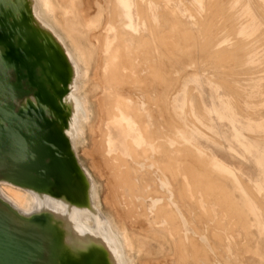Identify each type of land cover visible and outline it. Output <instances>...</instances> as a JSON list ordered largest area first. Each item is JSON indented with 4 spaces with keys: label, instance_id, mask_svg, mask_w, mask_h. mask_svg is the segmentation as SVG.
<instances>
[{
    "label": "rangeland",
    "instance_id": "1",
    "mask_svg": "<svg viewBox=\"0 0 264 264\" xmlns=\"http://www.w3.org/2000/svg\"><path fill=\"white\" fill-rule=\"evenodd\" d=\"M59 3V6H61V7H64L65 9H68L69 11H70V13H69V15H68V17H67V22H68V24L70 25V26H72V27H74V29H75V31H76V33H75V36H74V41H75V47L76 46H79V47H81L83 50H84V53L86 54V56H87V59H86V62H84V61H82V63L80 64L81 65V67H82V70H83V73H85V72H87L86 74H83V78H82V84H81V93H82V95L84 96V98L86 99V102H87V104H88V106H89V111H90V117H88L86 120H84L83 122H82V126H83V132L80 134V136H78V139H77V145H78V147H79V151H78V154H79V156H80V159L82 160V162H83V164H84V166L86 167V168H88V170H90V172L92 173V175H93V177H94V179H95V181H96V184H97V187H98V206L102 209V211L106 214V216L111 220V222H112V224L114 225V227L117 229V231H120V232H123L124 234L123 235H127V236H129V238H131V243H132V245L131 246H127L126 247V253L128 254V256H129V258L131 259V261H132V263L133 264H185V262H184V258H182L181 257V255H179V253L177 252V249H176V247L178 248V244H176L177 242H171V241H169L168 239V233L166 232V231H169L170 229V227H169V224H168V220L166 221V218H163V217H161V218H158V219H156L155 218V216L156 217H158L159 215L157 214V211L156 210H158V209H149V211H148V214L147 213H145V210H146V208H149V206H147V205H150L149 204V202H152V199H154L153 198V196H149V197H147L146 198V195L148 196V194H151V192L154 190V189H152V188H155V190H156V186L158 185V179H160L159 177L160 176H162V174L164 175V179L162 178V179H160V183H162L163 184V186L165 187V188H167L168 190H170L171 191V197H170V204H167L166 205V207H170L172 210H177V211H179V212H177L178 214L177 215H179L180 217H182L185 221H186V224H187V228L189 229V232H190V229L192 230L191 232H190V234H192V236H193V238L196 240H193V241H195V242H193V244H195V243H199V244H195V246L197 247V248H201V250H198V249H195V251H194V254H192V252L190 253V255L192 254V256L193 255H196V254H198L197 255V257H199V259L196 257V256H193V257H195V258H197L196 260L200 263H202V264H210L211 262L214 264V259H216V257H218L219 256V258L220 259H224V258H226L225 259V262H224V260H222L223 261V263H227V262H229L230 261V259H228L227 258V254H228V249H229V251H230V253H232V255L234 256V258H233V262H232V264L234 263V264H236V261L238 262V264H264V240H263V238H264V90L263 91H259L258 92V90L259 89H257L256 88V86L255 85H253V89H254V97L253 98H250V99H246V97H247V95L244 93V89L243 88H241V87H238V86H236L235 85V82H234V80H238V81H241V82H244V84L247 86V83L248 82H256V81H262V84L264 85V66H257V65H255V64H257L256 62H257V60L258 59H264V18H263V14H264V0H231V1H228V0H164L161 4H160V11H161V13H162V11H163V15L161 14V23H158L157 25H156V29H160V27L161 26H163V24H162V19H164V22L167 20V21H169L168 23H167V21H166V24H164L165 26L162 28L161 27V29H163L164 31H166V32H164L163 30H161L162 31V35H163V42H162V52H165V54H159V53H161V50L159 49V48H157V47H155V46H158V45H155L154 46V48H156L157 50H158V52L156 51V49L154 50L153 48H151L150 50H151V52L153 53L154 52V54H157L156 56L155 55H153V56H155V57H153V59L155 58V61H159V60H161V61H159L158 63H160V64H162V67L161 68H163L162 69V71H161V73H160V79H162V80H160V81H158L159 83L161 82L163 85H164V87L161 85V83H160V85L158 86V82L157 83H155V84H157L156 86H157V90H156V92H153V91H155L154 89H152V92H151V89H148L149 88V86H150V83H152L153 81H154V77H152L151 78V74H153L154 75V72H155V70H154V68H152L153 66H152V64H151V66L148 64V65H146V66H144V65H142L143 63H144V60H145V58H143L142 57V54H141V48H138V47H135V44H132V46H131V48L130 49H132L133 50V48L135 49V50H130V49H126L125 51H126V53H129L128 55H133L132 54V52L133 53H135L136 51H138V49H139V51H138V53H137V56L139 57L138 59H137V56L136 55H133V57H135L134 58V62L136 63V65L139 63V62H142V64H138L137 66L139 67V69L140 70H138V68H137V66L135 67V69H137L135 72H137V73H135V74H137V76H138V73H139V71H140V73H141V71L142 70H144L145 68H147V70H146V72H145V77L143 76L142 77V83H141V85L140 84H138L137 85V83H130L129 81H131V80H127L128 82H129V84H127L128 82L126 81V82H123V84H124V86H121V88L119 87V86H117V87H119L120 89L118 90V88L117 87H115L114 85V83H111L110 84V87H106L104 84H102V83H100L99 82V80L97 81V79H99L100 77H97V76H100V74L102 75L103 73L105 74V73H107L108 72V69H109V66H110V62H108L110 59H111V61L113 62H118V60H120L121 61V59L119 58H116V57H114V56H112V47H110L111 45H112V43H116V34L115 33H113L114 31H111L110 32V35H109V42H108V44H107V46H105L104 48L102 47L103 46V42H101V44H100V40H97V39H95L94 41H93V39L91 40L90 38H91V34H96L98 31V33H101V31L102 32H105V28H102L101 26H103V23H104V26H105V20L107 19V16H109V15H111L112 13V8H111V6H113V4L112 3H110L109 1H105V0H103V1H98V2H93L92 3V5L94 4V5H96V7L98 6L99 7V10H100V12L101 13H99V15H97V17L95 18V19H91V21H90V23H87V24H82L80 21H81V9H84V3L82 4V6L79 8V7H75V8H70L71 7V0H57ZM207 1V2H206ZM223 1V2H222ZM229 3H228V2ZM184 2V3H183ZM212 2V3H211ZM213 2H214V4H213ZM220 3V7H223V9H221L220 10V7H219V3ZM255 2H257V4L255 3ZM187 3V4H186ZM207 3H208V5H207ZM218 3V4H217ZM223 5H222V4ZM226 3V4H225ZM228 3V4H227ZM259 3V4H258ZM173 4V5H172ZM177 4V5H176ZM105 5V6H104ZM153 5V8L155 9V10H157V11H159L158 9H157V6L156 5H154V4H152ZM152 5H151V7H152ZM185 5H190V9L187 7V6H185ZM210 5H212V6H210ZM224 5H225V7H227V9H228V14H229V17H228V14H227V9L224 7ZM227 5V6H226ZM254 5H255V7H254ZM197 6V7H196ZM208 6V7H207ZM85 7H86V5H85ZM166 7V8H165ZM168 7V8H167ZM257 7V8H256ZM172 9L171 10V12H172V14L174 15V17L172 16V14H170L171 12H170V9ZM199 8V9H198ZM207 8V9H206ZM210 8V9H209ZM216 8H218V10H219V12H220V14L222 15V12L224 13V15L226 16H224V15H218L219 14V12H218V10H216ZM242 8V9H241ZM263 8V9H262ZM71 9V10H70ZM80 9V10H79ZM166 9H169L168 10V14L166 15L165 13L167 12V10ZM176 10V14L177 15H175V10ZM214 9V10H213ZM258 11H257V10ZM174 10V11H173ZM182 10V11H181ZM194 10V11H193ZM261 10H263V11H261ZM191 11H192V13H191ZM204 11H207V12H204ZM212 11V12H211ZM215 11V14L213 13ZM189 12V13H188ZM201 12V13H200ZM204 12V13H203ZM234 12V13H233ZM195 13V14H194ZM261 13V14H260ZM170 14V15H169ZM196 16V17H194V15ZM206 14H207V16H206ZM217 14V15H216ZM233 14H234V17H233ZM164 15H166V16H164ZM168 15H169V17L171 16V19H173V18H175V20H176V18L177 19H179V22H181L179 25H180V27H179V25L177 24V23H179V22H177L176 24H175V26H176V28H177V31H178V29L180 28V29H182L181 31L179 30V32H174V34L172 33V34H170V30L173 28V26H174V23H175V20H174V23H173V26H171L172 28L171 29H168V30H165V29H167V28H170V25H172V21L173 20H171L170 18H168ZM204 15H205V17H204ZM215 15V16H214ZM106 16V17H105ZM176 16V17H175ZM162 17H164V18H162ZM168 18V19H170V20H168V19H165V18ZM173 17V18H172ZM207 17V18H206ZM209 17H211V18H209ZM219 17H222V18H219ZM227 17H228V20H226L227 19ZM106 18V19H105ZM198 19H200V20H198ZM201 19H202V21H201ZM203 19H204V21H203ZM212 19H214V20H212ZM231 19V20H230ZM249 19V20H248ZM189 20H190V23H189ZM197 20H198V23H201L202 25H200V26H198V23H197ZM225 20H226V22H225ZM229 20L231 21L230 23H232L231 25L229 24ZM105 21V22H104ZM178 21V20H177ZM187 21H188V23H187ZM201 21V22H200ZM235 21V27H233L234 26V24H233V22ZM171 22V23H170ZM183 22V23H182ZM212 22H213V25H210V24H212ZM228 22V23H227ZM238 24H237V23ZM196 23V24H195ZM183 26H182V25ZM208 24H209V26H208ZM222 24V25H221ZM237 24V25H236ZM107 25V24H106ZM169 25V26H168ZM185 25H188L189 27H187L186 26V28H185ZM197 25V26H196ZM226 25H227V27H226ZM229 25V26H228ZM233 25V26H232ZM109 27L111 26V25H108ZM220 26V27H219ZM232 26V27H231ZM182 27V28H181ZM191 27V29L189 30V28ZM208 27H210L211 29L209 30V28ZM218 27V28H217ZM222 27H223V29L225 30V31H222ZM237 27V28H236ZM183 28L184 29H186V30H188V31H186V30H183ZM193 28H195L196 30H194ZM201 28V29H200ZM205 30H204V29ZM207 28V29H206ZM219 28H221V29H219ZM229 29L230 31H231V29L232 30H236V34H235V31H232V32H230L229 30H228V33H226L227 32V29ZM198 29H200V30H198ZM219 29V30H218ZM209 31H211V32H209V34H210V36L212 35V36H214V38H213V40H212V37H210L209 36V34H208V32ZM218 30V31H217ZM160 31V32H161ZM168 31V32H167ZM182 31H184V32H182ZM186 31V32H185ZM196 33H195V32ZM205 31V32H204ZM262 31V32H261ZM180 32H182L181 33V35L180 34H178V33H180ZM188 32V34H185L184 35V33H187ZM212 32H214V33H216L215 35L212 33ZM150 33V32H149ZM149 33H139V34H137V36L138 37H141L142 35H143V37L145 38V36H144V34H148L147 36L149 37L150 36V34ZM164 33V34H163ZM165 33H167L168 34V36H170V35H173V37H174V39L172 40V38L173 37H171L170 39L169 38H167V35L165 34ZM203 33V34H202ZM205 33H207V34H205ZM217 33H218V35H217ZM235 35V37H236V39L234 38V35ZM94 34V35H95ZM195 34V35H194ZM230 34V35H229ZM232 34V35H231ZM260 34H263V35H260ZM141 35V36H140ZM188 35V41H186L185 43L183 42L184 40V37L182 38V36H187ZM193 35V36H192ZM217 35V36H216ZM259 35V36H258ZM136 36V35H135ZM177 36H179V37H177ZM191 36V37H190ZM219 37V38H216V37ZM231 36V37H230ZM232 36H233V39H232ZM256 36H258V37H256ZM164 37H165V39H164ZM179 38V39H177V38ZM197 37H198V39H197ZM211 38V39H209V38ZM229 37H230V39H229ZM191 38V40H189ZM194 38V39H193ZM208 38V39H207ZM255 38V40H253ZM169 40L170 42H167V40ZM176 39V41L174 42V40ZM85 40V41H84ZM164 40H166V41H164ZM177 40L179 41V43H180V45H179V48H181V47H183V50H182V48H181V51H183L182 53H180L181 51H180V49H178L177 48V44H179L178 42H177ZM194 40V41H193ZM209 40H210V42H209ZM216 40V41H215ZM236 40V41H235ZM238 40H239V42L242 40L243 42H244V40H245V42H244V44H243V42H240V44H239V42H238ZM251 40V41H250ZM171 41H173V42H171ZM214 42V46L212 45L213 43L212 42ZM218 41V42H217ZM85 42H87V47L85 48V46H84V44H85ZM165 42V43H164ZM177 42V43H176ZM188 42H189V44H188ZM206 42H208V44L206 43ZM235 42H237V45H234L235 44ZM149 43V42H148ZM147 42H146V44H147V46L148 45H150V44H148ZM203 43H205L206 44V46H205V44H203ZM212 43V44H211ZM101 46H100V45ZM170 44V45H169ZM174 45V46H172L171 47V45ZM194 44H195V47H197V48H195L194 47ZM243 44V45H242ZM247 44H248V46H247ZM197 45V46H196ZM202 45H204L205 46V50L203 49V46ZM213 47L212 49H211V46ZM151 46H153V45H151ZM170 46V47H169ZM181 46V47H180ZM208 46H210V48L208 47ZM227 46V47H226ZM238 46V47H237ZM242 48H241V47ZM89 47V48H88ZM103 48V49H101V50H99V48ZM174 47V48H173ZM192 47H194V48H192ZM202 47V48H201ZM206 47H207V52H205L206 51ZM224 47H226V48H224ZM110 48V49H109ZM149 48V47H148ZM171 48H173V49H171ZM189 48V49H188ZM190 48H191V50L192 49H195V50H192L191 52H192V54L194 53V54H198V55H192L191 54V52H190V56H191V58H190V56H189V52L188 51H186V49H188V50H190ZM208 48H209V50H208ZM232 48H234L233 49V51L231 50ZM255 48H257L256 50H255ZM170 49V50H169ZM176 49V50H175ZM178 49V50H177ZM184 49H185V51L188 53L187 55H186V53H184ZM199 49V50H198ZM222 49V50H221ZM225 49V52L223 51ZM230 49V50H229ZM240 49H244L243 51L242 50H240ZM103 50V52L101 53V51ZM109 52H108V51ZM160 50V51H159ZM167 50V51H166ZM175 50V51H174ZM229 50V51H228ZM240 52V53H237L239 56H241V59H240V57L236 54V52H238V51ZM132 51V52H131ZM143 52H144V50H142ZM179 51V52H178ZM193 51H196V53L195 52H193ZM202 51V52H201ZM203 51H204V53H203ZM210 51V52H209ZM220 52V53H218V52ZM221 51H222V53H221ZM226 51H228V52H226ZM246 55V57L244 58V60H243V57L245 56H243V53ZM171 52V53H170ZM173 52V53H172ZM174 52H175V54H174ZM176 52H178V53H176ZM201 52V53H200ZM212 52V53H211ZM217 52V53H216ZM247 54H246V53ZM184 53V54H183ZM229 53V54H228ZM230 53H233V55L231 54L230 55ZM104 54H105V56H104ZM145 54V53H144ZM143 54V55H144ZM168 56H167V55ZM180 54V55H179ZM203 54L206 56H203ZM211 54V55H210ZM213 54V55H212ZM217 54H219L218 56H217ZM222 54V55H221ZM236 54V56H234ZM241 54V55H240ZM110 55V56H109ZM140 55V56H139ZM184 55V56H183ZM201 55V56H200ZM226 57H225V56ZM110 58H108V57ZM157 56H158V59L156 60V58H157ZM161 57V59H160V57ZM164 56H166V57H164ZM179 58V59H177V57ZM179 56H181V58L182 59H184L183 57H185L186 59H184V60H182V59H180V57ZM183 56V57H182ZM193 56H195L194 58H193ZM229 56V57H228ZM232 56V57H231ZM239 58H238V57ZM188 57H189V59H191V61L190 60H187L188 59ZM202 57V58H201ZM215 57V58H214ZM224 57V58H223ZM234 57H236V59L234 58ZM143 58V60H141ZM167 58V59H166ZM172 58H174V59H172ZM192 58L194 59V60H192ZM199 58H200V60H199ZM213 59V63H212V59ZM226 58H228V59H226ZM229 58H230V60L231 59H233V60H229ZM118 59V60H117ZM168 59H169V61H168ZM219 59V60H218ZM107 60V64L108 65H104L103 66V64H105V61ZM139 60H141V61H139ZM164 60V61H163ZM178 60H179V62L180 63H178ZM202 60V61H201ZM225 60H227V61H225ZM236 60H237V64H236ZM239 60H240V62H239ZM241 60H243V61H245V62H243V61H241ZM139 61V62H138ZM171 61H172V63H171ZM173 61H176V62H173ZM184 62V64L186 63V61H187V63L189 64V65H191V66H187V63L185 64V66H184V64H183V62ZM189 61V62H188ZM194 61V62H193ZM210 61V62H209ZM217 62V65L216 64H214V63H216ZM223 61V62H222ZM168 62H170V64H171V66L173 65V64H176L175 66L173 65L172 67L170 66V64L168 63ZM191 62H193V63H191ZM196 62V63H195ZM228 62V63H227ZM166 63H167V65H166ZM183 65H182V64ZM191 63V64H190ZM209 63V64H208ZM222 63V64H221ZM241 63H243V64H241ZM179 64V65H178ZM226 64V65H225ZM241 64V65H240ZM184 67V68H186V69H183V68H181L182 66ZM221 67H220V66ZM247 65V66H246ZM102 66V67H101ZM142 66V67H141ZM218 66V67H217ZM223 66V67H222ZM225 66V67H224ZM101 67V68H100ZM170 68V70H169V68ZM176 67H178V69L176 68ZM180 67V68H179ZM200 67V68H199ZM207 67L209 68L208 70H209V73H208V71H207ZM100 70H99V69ZM203 68H205V70H203ZM232 68V69H231ZM239 68V69H238ZM240 68H241V70H240ZM247 68V69H246ZM106 69V70H105ZM134 69V70H135ZM172 69V70H171ZM173 69H174V71H173ZM182 69V70H181ZM195 69H197V70H195ZM225 70L226 72H228V73H224L223 72V74H222V72H221V70ZM246 69V70H245ZM129 68H123L122 69V72L123 73H128L129 72ZM165 70V71H164ZM166 70H168V74H166L167 73V71ZM185 70V71H184ZM188 70H190L189 72H186V71H188ZM223 70V71H224ZM244 70V71H243ZM96 71V72H95ZM99 71V72H98ZM101 71V72H100ZM201 71H204V72H201ZM206 71V72H205ZM230 71H232V72H230ZM235 71V72H234ZM238 71V72H237ZM170 72V73H169ZM172 72V73H171ZM180 72V73H179ZM195 72V73H194ZM196 72H197V75H195L196 74ZM199 72H200V74H199ZM214 72L216 73V74H214ZM219 72H221V74L219 73ZM94 73V74H93ZM97 73H99V74H97ZM174 73V74H173ZM190 73H194V75L192 74L191 76L189 75V76H187L188 74H190ZM235 73V74H234ZM238 75H237V74ZM249 73H250V75H249ZM162 74H166V75H162ZM183 74V75H182ZM184 74H187L186 75V77H185V75ZM225 74V75H224ZM85 75H86V77H85ZM95 75V76H94ZM177 75V76H176ZM182 75V76H181ZM136 76V77H137ZM166 76V77H165ZM170 76V77H169ZM92 77V78H91ZM175 77H182V78H178L179 79V83H180V86H179V83L178 82H176V84H175V82H174V78ZM234 77V78H233ZM95 78H97V79H95ZM173 79V80H171V79ZM177 78H175V80H177ZM210 78H211V80H210ZM237 78V79H236ZM85 79H87V80H85ZM167 81H169V80H171L170 82V84H168L169 82H167ZM169 79V80H168ZM201 79H204V80H206V82H209V80H210V82H212V85H214L217 89H210L209 87H206L205 89H204V91H202L201 89H195L193 86H191L190 87V95L193 93L195 96H196V98L194 97V96H192V97H190V100H189V102H190V104H191V109H190V111L188 110V109H186V110H184V109H181V110H183V112L182 111H180V109L179 108H176V106H175V104H174V102H175V95L177 94L176 92V90H177V88L180 90L181 88V86H183V85H185L187 82H191V81H193V80H201ZM213 80V81H212ZM245 80V81H244ZM88 83H87V82ZM100 81H101V79H100ZM173 81V82H172ZM178 81V80H177ZM223 81V82H222ZM85 82V83H84ZM102 82V81H101ZM229 82V83H228ZM234 82V83H233ZM251 82V83H252ZM169 85H167V84ZM174 85H173V84ZM84 84V85H83ZM85 84H87V85H85ZM112 84H114V85H112ZM129 85L132 89H130L129 88V91H131V92H129L127 89H128V86H126V85ZM130 84H132V86L130 85ZM134 84H136V85H134ZM154 84V85H155ZM223 84H225V85H223ZM249 84V83H248ZM104 85V86H103ZM118 85H122V84H118ZM139 85H140V87H139ZM165 85H167L168 86V88H167V86H165ZM171 85V86H170ZM87 86V87H86ZM137 88H135V87ZM174 87L173 88V92H174V89H176L175 91V93H173V92H171L172 91V88L171 87ZM178 86V87H177ZM226 86H227V88H226ZM232 86H233V88H232ZM122 87L123 88H125V89H122ZM126 87H127V89H126ZM161 87H163V88H166L165 89V91L167 90L168 92H171L170 93V101H171V105L172 106H169V108H167V110H162V109H166V107L164 108H162L161 106V108L159 107V104H160V102L161 101H159L162 97H163V95H162V92L164 93V89L162 90L161 89ZM170 87V88H169ZM229 87H230V89H232V91L229 89ZM107 88V89H106ZM115 88H117V90L115 89ZM136 89L137 91L138 90H140V94H139V91L138 92H135L136 90H133V89ZM140 88V89H139ZM143 88H147V91L148 92H146V96L148 95V93H149V95H150V97H149V99H153V100H155V101H153L152 102V100H150L152 103V107H153V109H148L149 107L148 106H150L149 105V103L148 102H146V101H148V99L144 96V94L143 93H141V92H144L143 91ZM158 88H160L159 89V92H157L158 91ZM110 90V91H109ZM115 90H116V92L119 94L120 93V95H118L116 92H115ZM123 90V91H122ZM124 90H125V92H124ZM131 94H128V96H126L127 95V91ZM150 90V91H149ZM233 90H234V92H233ZM257 90V91H256ZM104 91H105V94L107 93V94H111V93H113V94H115L116 96H117V98H119L120 100H123V101H127V100H131L133 97V102H135V103H137L138 104V106L139 107H141V111L140 112H145L146 111V113H145V117H143V118H145L144 120H146V121H144V126L146 127L145 129L147 130H149V132L151 131V132H153V131H155V136H156V138L154 139V141H152V142H149V143H147V140H146V138H144V136H143V134H142V129L141 128H139V130H140V135H138V133H135L134 134V136H133V141H135V143L138 145V147L140 148V149H142V148H144V147H146L148 150H147V152H149V153H146V155H148L147 157H142V161H136L135 159L136 158H134L135 156L133 155V151L132 152H127V153H124V158L126 159V161H130L131 163H134L135 165H134V167H133V164L131 165V163L130 164H128V165H126L125 163L123 164V165H126V166H123L122 167V165H120V167H121V169L120 170H118L119 172H117V166L116 167H112V169H115L116 168V170H112L108 165V167L106 168L107 170L108 169H111V170H109V172H107L108 174H111V171H112V174L114 173V174H116V172H117V175H119V174H123V176L122 177H118L117 175H116V177H118V180L120 181L121 180V178L124 180V176H127V173L128 174H132V171L134 172V173H136L135 175H136V177H134V181L133 182H137L138 184L139 183H145L144 184V186H145V189H144V186H142L143 184L141 183L140 185L142 186H139L137 189H139L140 188V190L141 191H143V189L144 190H150L151 189V191L149 192V191H147V192H149V193H146V191H144V193L146 194H143L142 192H140L141 194H143L141 197L143 198V196H144V199H140L142 202L141 203H138V202H140V200H134L135 198L137 199V197L139 196H137L136 197V195H134V197H133V193H132V195L130 194V189H129V187L127 186V182H129V181H126V185H125V181H120L119 183L120 184H124L125 186H127V187H124V185L123 186H121V185H119L118 184V187H116L115 186V188L117 189H114V185H113V181L112 180H110V182L108 181L107 182V180L106 179H108L107 177H106V179L102 176V174H101V171H100V169H99V167H95V163H96V161L97 160H100L101 158H102V160H103V158H104V162H106L107 161V164H109L110 166L111 165H113V164H115V163H120V161H117V159L115 158H111V155L110 156H107V155H105V152H104V156L103 155H99V154H101V152H98V150H99V148H100V140H102V139H100V138H98V137H101V138H103V134H101L102 132H100L99 130H98V124L100 123H102V116H104V110L101 108V106H99L100 105V103H99V100L97 101V99L99 98V94L102 96V95H104ZM112 91H114V92H112ZM166 91V92H167ZM84 92V93H83ZM111 92V93H110ZM122 92V93H121ZM150 92H151V94H150ZM179 92V91H178ZM192 92V93H191ZM135 93H137V94H135ZM152 93H153V97L151 98V95H152ZM159 93V94H158ZM259 93V94H258ZM263 93V94H262ZM123 94V95H122ZM143 94V95H142ZM156 94V95H155ZM162 96H161V95ZM172 94V95H171ZM228 94H230L231 95V97L232 98H230L229 97V95ZM240 94V95H239ZM123 96V98H122V96ZM125 95V96H124ZM136 95V96H135ZM158 95V96H157ZM161 97H160V96ZM228 95V96H227ZM259 95V96H258ZM111 96H112V94H111ZM131 96H133V97H131ZM157 96L158 97V100H157V98L155 99V97ZM211 96H213L214 98H215V102L218 104V105H220V108H222L223 110H222V116H220V117H218L220 114V112H219V110H217V115L218 116H216V115H212V119H213V123L210 121V117H209V115H208V113H204V111H203V108L201 107V105H199L200 103H198L199 101H203L206 105H208V106H210V104H211ZM98 97V98H97ZM113 97V96H112ZM131 97V98H130ZM97 98V99H96ZM122 98V99H121ZM129 98V99H128ZM136 98V99H135ZM198 98V99H197ZM96 99V100H95ZM164 99V98H163ZM225 99V100H224ZM253 99V100H252ZM258 99V100H257ZM135 100H137V102L135 101ZM162 100V99H161ZM169 100V99H168ZM199 100V101H198ZM233 100V101H232ZM255 100H256V102H255ZM95 101V102H94ZM157 101V102H156ZM229 101V102H228ZM98 102V103H97ZM159 102V104H157ZM225 102V103H224ZM97 103V104H96ZM155 103H156V105H155ZM195 103V104H194ZM250 103V104H249ZM255 105H254V104ZM235 104L238 106V109H237V106H235ZM154 105V106H153ZM231 105H233V106H231ZM150 106V108H152ZM196 106H198V108L196 107ZM228 106V107H227ZM235 106V107H234ZM158 109H157V108ZM170 107H171V109H170ZM194 107H195V109H194ZM259 107H262V108H260L259 109ZM91 108V109H90ZM100 108H101V110H100ZM147 108V109H146ZM196 108H197V110H196ZM257 108H258V111H257ZM107 109V108H106ZM169 109V110H168ZM255 109V110H254ZM94 112V113H91L92 111ZM103 110V111H102ZM112 110V111H111ZM113 110L114 109H110V110H108V111H111V112H113ZM147 110L148 111H150V112H147ZM161 112V113H158L159 111ZM170 110L172 111V113H170ZM187 110H188V112H187ZM199 110V111H198ZM152 111H153V113L154 114H152L153 116H151L150 114L152 113ZM169 112V114H168V116H167V113L166 112ZM177 111V112H176ZM186 111V112H185ZM103 112V114H100V113H102ZM109 113V112H108ZM142 113V114H143ZM148 113H150V114H148ZM198 113V114H197ZM236 113V114H235ZM160 114V115H159ZM166 116H165V115ZM170 114H172V116L174 115H176L175 116V119H173L174 118V116L172 117ZM196 114V115H195ZM237 114H239V115H237ZM93 115H94V117H93ZM99 115V116H98ZM113 115H115V114H113ZM157 115H159L158 117H157ZM224 115V116H223ZM247 115V116H246ZM248 115H250V116H248ZM123 116V118H128L127 117V114H123L122 115ZM178 116H180V117H178ZM192 116V117H191ZM243 116V117H242ZM93 117V118H92ZM147 117V118H146ZM153 117L155 118L154 120H153ZM179 119H178V118ZM197 117V118H196ZM101 118V119H100ZM122 118V119H123ZM169 118V119H168ZM172 118V119H171ZM177 118V119H176ZM184 118V119H183ZM193 118V119H192ZM223 118V119H222ZM125 119H123V120H125ZM165 119V120H164ZM172 120V124L175 122V126L176 125H178V123L176 122V121H179V125H180V127H179V125H178V129H176V130H174V132H173V130L171 129H169V126L171 127V125L169 124V121H170V123H171V120ZM206 119V120H205ZM226 119H228L229 121H230V123L228 122V120H226ZM251 119V120H250ZM99 120H100V122H99ZM112 118L111 119H106L105 120V122H107L108 123V125H109V127H111L113 130H114V132H116V134H117V131H120V132H118V134L119 133H121V130H118V129H115V127H113V123H112ZM159 120H161V122H163V120H164V124L168 127H166L163 123H161ZM174 120H176V121H174ZM191 120V121H190ZM194 122H193V121ZM256 120V121H255ZM155 121V122H154ZM168 123H167V122ZM186 121V122H185ZM104 122V123H105ZM155 124H153V123ZM158 122V123H157ZM87 125H86V124ZM95 124H96V126L97 127H95ZM99 124V125H100ZM157 124H158V126H157ZM168 124H169V126H168ZM135 125H138L137 123H135ZM189 125V126H188ZM197 125V126H196ZM149 126V127H148ZM182 126L185 128H182ZM154 127H155V130H153L154 129ZM156 127H158V128H156ZM198 127V128H197ZM200 127V128H199ZM256 127V128H255ZM94 128H95V130H94ZM153 128V129H152ZM96 129H97V131H96ZM169 129V130H168ZM190 129V130H189ZM201 129V130H200ZM203 129V130H202ZM161 130H163V132L161 131ZM207 130V131H206ZM98 131H99V133H98ZM173 132V133H172ZM183 132V133H182ZM206 132V133H205ZM154 133V132H153ZM168 133V134H167ZM251 133V134H250ZM255 133V134H254ZM259 133V134H258ZM160 134V135H159ZM164 134V135H163ZM177 134V135H176ZM253 134V135H252ZM257 134V135H256ZM162 135V136H161ZM172 135V136H171ZM236 136V137H235ZM97 137V138H96ZM176 137V138H175ZM185 137H187V138H185ZM238 137V138H237ZM254 137V138H253ZM162 138V139H161ZM171 138V139H170ZM178 138H179V141H178ZM216 138V139H215ZM95 139H97V140H95ZM129 139H131V138H128V142H129ZM164 139V140H163ZM205 139H206V141H205ZM169 140V141H168ZM181 140V141H180ZM161 141V142H160ZM165 141V142H164ZM192 141H195V142H199V143H203L205 146H207V148L208 149H211L213 152H214V154L215 155H217L218 157H220L222 160H224L228 165H230L231 167H233L234 169H236L237 171H239V173H241L243 176H245V178L246 179H248V181L245 179H241V178H238V176L236 177L235 175H233V174H231V173H228V172H224V171H215V170H213L212 168H210L211 166L209 165V164H206L207 163V161H204V159H200L199 157H197V156H191V155H196L195 153H193V152H190L191 150H189V149H185L186 147L188 148V147H190V143L192 142ZM204 141V142H203ZM95 142H97V143H95ZM177 142V143H176ZM190 142V143H189ZM236 142V143H235ZM156 143H157V145H156ZM163 145H162V144ZM177 144V145H176ZM245 144V145H244ZM159 145V146H158ZM162 145V146H161ZM169 145V146H168ZM181 145V147H179ZM184 145L186 146V147H184ZM174 146V147H173ZM177 146V147H176ZM165 148V149H167L166 151H164V149L163 148ZM182 147H184V148H182ZM127 148V147H126ZM162 148V149H161ZM169 148V149H168ZM170 148H171V150H170ZM176 148H178V149H176ZM157 150V151H156ZM168 150H170V151H168ZM181 150V151H180ZM185 150V151H184ZM187 150H189L188 152H187ZM248 150V151H247ZM164 151V152H163ZM183 151H184V154H183ZM250 151V152H249ZM165 152H166V154H165ZM249 152V153H248ZM97 153H99L98 155H99V157H98V159H96L97 158ZM164 153V154H163ZM192 153V154H191ZM168 154V155H167ZM169 154H170V156H169ZM182 154V155H181ZM185 154H187V155H185ZM191 154V155H190ZM150 155V156H149ZM160 156V155H163V156H161V157H164L163 158V160L160 158L159 160L158 159H153V158H156L157 156ZM172 155V156H171ZM183 155H184V157H183ZM191 156L192 157V162L193 161H196L195 162V164H194V162H193V165H194V172L193 173H189V174H191V175H189L190 177H193V178H195L196 176V178L195 179H193V181H194V183H193V181L191 180L192 178H189V176H187L186 174H185V172H187L188 171V169H186V167L185 166H191L192 164L190 163V164H188L189 163V161H190V159H188V158H185V156ZM100 156H101V158H100ZM103 156V157H102ZM134 156V157H133ZM168 156L170 157V158H168ZM174 156H176V157H174ZM178 156V157H177ZM190 156H189V158H190ZM96 157V158H95ZM106 157H108V159L109 158H111V159H109V160H107L106 159ZM150 158V161H149V158ZM166 157H167V160H165L166 159ZM171 157H173V159L171 158ZM194 157H195V159H194ZM100 158V159H99ZM153 160H152V159ZM159 158V157H158ZM182 158V159H181ZM128 159V160H127ZM170 159V160H169ZM175 159H178V160H176V161H178L177 163L179 164L178 166L180 167L181 166V168H179L178 166H177V164L175 163L176 161H175ZM184 159H186V160H184ZM114 161V162H112V161ZM117 162H116V161ZM171 160H173V161H175V162H172ZM182 160V161H181ZM199 160L200 161H202L203 163H205V165H203V164H200L199 165V163H201V162H199ZM112 162V164H110L111 162ZM152 161V162H151ZM154 161H155V164H153L154 163ZM160 162V164H162V162L163 163H168V161L170 162H172L173 164L171 165V162L169 163V166H171V168L168 166L167 167V164L163 167V165L161 166L160 164H159V162ZM164 161H166V162H164ZM180 161V162H179ZM187 161V162H186ZM98 162V161H97ZM103 162V161H102ZM110 162V163H109ZM146 162H148V163H146ZM150 162V163H149ZM181 162H183L182 164H180ZM187 163V165L185 164V163ZM127 163H129V162H127ZM175 163V164H174ZM120 164H122V163H120ZM184 164V165H183ZM196 164H198L197 166H196ZM129 165H131L130 167H131V169L133 168V170L131 171V172H129L128 170H129V168H127V167H129ZM138 165V166H137ZM176 165V166H175ZM207 165V166H206ZM209 165V166H208ZM144 169H140L141 167ZM160 166V167H159ZM173 166H175L176 167V170H174V168H173ZM182 166H183V169H182ZM199 166V167H198ZM201 166V167H200ZM204 168H203V167ZM205 166H206V168L208 169H206L205 168ZM140 167V168H139ZM156 167V168H155ZM161 167H162V169L163 168H165L166 167V169H164V171L161 169ZM103 168V167H102ZM145 168H147V169H145ZM167 168L169 169V171L167 170ZM185 168V169H184ZM195 168H196V170H195ZM203 169L202 171L203 172H205L204 174H203V172L201 171V169ZM105 168H103V169H101L102 170V172H103V170H104ZM105 169V170H106ZM122 169H126L127 170V172L125 171V175H124V173H123V171L122 172H120ZM150 169V170H149ZM153 169V170H152ZM158 170L157 172L155 171V170ZM160 169V170H159ZM170 169H172V170H170ZM181 171H180V170ZM104 170V171H105ZM139 170V171H138ZM146 170V171H145ZM152 170V171H151ZM165 170H167V171H165ZM186 170V171H185ZM199 170V171H198ZM205 170V171H204ZM114 171H116V172H114ZM136 171V172H135ZM137 171L141 174V172L143 173V174H141V176H140V174L139 173H137ZM144 171H145V173H147L146 175H145V173H144ZM147 171H149V172H147ZM215 171V172H214ZM152 173V176H154V177H151V175L149 176V173ZM167 173V174H164V173ZM169 172H170V174H169ZM182 172V173H181ZM217 172V173H216ZM134 173H133V175H134ZM155 173V174H154ZM162 173V174H161ZM171 173H173V174H171ZM196 173H197V175H196ZM200 173V174H199ZM220 173V174H219ZM221 173H223V174H221ZM225 173V174H224ZM103 174H104V172H103ZM113 174V175H114ZM139 174V175H138ZM156 174H158V175H156ZM159 174H160V176H159ZM206 174V175H205ZM216 174V175H215ZM112 175V176H113ZM137 175H138V177H137ZM142 175H144V176H147L150 180H148V181H146L145 179L147 178V177H145V179H144V176L142 177ZM158 177H156V176ZM170 178V180H169V178L167 177V176ZM174 175V176H173ZM178 175V176H177ZM182 175V176H181ZM196 175V176H195ZM202 175H205V177L204 176H202ZM210 177H208V176ZM214 175V176H213ZM230 175H232V176H230ZM259 175V176H258ZM120 176V175H119ZM174 178L173 180H171V178L172 177ZM198 176H199V178H200V180H199V178H198ZM208 178H207V177ZM213 176V177H212ZM217 176V177H216ZM226 176H228V178L226 177ZM124 177V178H123ZM143 178V181H139V180H142V178ZM163 177V176H162ZM212 177V178H211ZM224 179H223V178ZM120 178V179H119ZM139 178H141V179H139ZM152 178V179H151ZM156 178H157V180L158 181H156ZM183 178V179H182ZM198 178V179H197ZM214 178V179H213ZM219 178H221V179H219ZM234 178V179H233ZM176 179V181H174ZM191 180V182H190V180ZM206 179H208L207 180V186L208 187H206V189L207 190H205V186L202 184V183H200V182H202V180L204 181L203 183L206 185V183H205V180ZM241 179V180H240ZM109 180V179H108ZM125 180H126V178H125ZM151 180L153 181V183L151 182ZM182 180V181H181ZM210 180V181H209ZM212 180V181H211ZM214 180V181H213ZM218 180V181H217ZM222 180V181H221ZM227 180V181H226ZM228 180H230V181H228ZM231 180L233 181L232 182V184L234 185V184H237V185H239L240 186V189L239 188H237V186H232V184H230V182H231ZM236 180V181H235ZM244 180V181H243ZM185 183H184V182ZM199 181V182H198ZM216 181V182H215ZM220 181V182H219ZM178 182V183H177ZM181 182V183H180ZM196 182H197V184H196ZM210 182V183H209ZM211 182H212V184L214 185L215 183H217V188H216V186H214V189H215V193H214V189L212 188V184H211ZM226 182H228V183H226ZM244 184H243V183ZM147 183H149L148 185H147ZM154 183H157L156 185L154 184ZM175 184V185H173V184ZM218 183L220 184V186L218 185ZM247 184V187H246V184ZM182 184H184V185H182ZM196 184V185H195ZM198 184H199V186H198ZM208 184H210V185H208ZM228 184V185H227ZM230 184V185H229ZM252 186V187H250L249 189H247L250 185ZM177 185V186H176ZM182 187H181V186ZM200 185H202V186H200ZM148 186V188H146ZM183 186H185V187H183ZM211 186V187H210ZM219 186V187H218ZM229 186H231V187H229ZM244 186H245V188H244ZM6 187H7V189L10 187L11 188V190L13 191L14 189H15V191L14 192H21L20 194H16V196L14 197V199H16V201H18V202H22V205H26V198H27V195H26V193H25V191H23V190H21V189H19V188H17V190H16V188L15 187H13V186H9V185H6ZM152 187V188H151ZM158 187H159V185H158ZM177 187V188H176ZM178 187H179V189H178ZM194 187H197V188H194ZM209 187L211 188V189H209ZM232 187H234V188H232ZM124 188L126 189H128V190H125L126 192H127V196H126V193H125V191H123L124 190ZM175 188L177 189V193L176 192H174L175 191ZM182 188V189H181ZM183 188H185V189H183ZM219 188V189H218ZM235 188H237V189H235ZM242 188H244L245 190H243ZM251 188H252V190H251ZM158 189V188H157ZM174 189V190H173ZM181 189V190H180ZM195 189V190H194ZM203 189V190H202ZM218 189V190H217ZM230 189H231V191H230ZM233 189V190H232ZM236 191H235V190ZM120 192H119V191ZM121 190H122V194H121ZM133 190V189H132ZM154 190V191H155ZM181 192H180V191ZM221 190V191H220ZM244 191V193H242V196H244V195H246L247 197H248V199L244 196V198L241 196V198L240 197H238V196H240V194H241V192L240 193H238L239 191ZM248 190H250L251 192H249ZM23 191V192H22ZM183 191V192H182ZM184 191H185V193H184ZM194 191V192H193ZM206 191V192H205ZM208 191H209V193H208ZM212 191V192H211ZM129 192V193H128ZM188 192L189 193H191V194H188ZM213 193V195H214V199H213V195L211 194V193ZM218 192V193H217ZM235 192V193H234ZM255 192V193H254ZM177 195L176 197L174 196L175 194ZM179 193L181 194L182 193V196H183V198H184V200H183V198H182V196L181 195H179ZM231 193V194H230ZM249 193V194H248ZM257 193V194H256ZM130 194V195H129ZM221 194V195H220ZM234 194V195H233ZM237 194V195H236ZM248 194V195H247ZM252 194V195H251ZM22 195H24V196H22ZM125 195V196H124ZM153 195V194H152ZM179 195V196H178ZM184 195H186L185 197H184ZM216 195H218V196H216ZM236 195V196H235ZM251 195V196H250ZM121 196H122V199H124V203H125V207H122L121 205H123L124 203H122V204H120L119 205V203H118V205H117V202H119L120 201V198H121ZM125 198H124V197ZM139 196V197H140ZM208 196V197H207ZM221 196V197H220ZM232 196V197H231ZM257 196V197H256ZM259 196V197H258ZM22 197V198H21ZM24 197V198H23ZM129 197V198H134L133 199V201H132V199L130 200V201H128L129 200V198L127 199V198ZM179 197V198H178ZM186 197H188V198H190V199H188V198H186ZM197 197V198H196ZM208 199H207V198ZM216 197H217V199L218 198H220V200H221V198H222V202L220 201L219 203L217 202V201H219V199L217 200L216 199ZM177 198V199H176ZM181 198V199H180ZM192 198V199H191ZM240 198V199H239ZM20 199V200H19ZM126 199H127V201H126ZM181 200L180 202H178L177 200ZM198 199V200H197ZM207 199V200H206ZM215 199L217 200V201H215ZM226 200L225 202H224V200ZM239 199V200H238ZM244 199V200H243ZM245 199H246V201H245ZM150 200V201H149ZM176 200V201H175ZM192 200V201H191ZM237 200V201H236ZM243 200V201H242ZM261 200V201H260ZM126 201V202H125ZM183 201H185V202H183ZM189 201V202H188ZM211 201V202H210ZM240 201H242L241 203H240ZM249 201H250V203H249ZM251 201H252V205H251ZM20 202V203H21ZM129 202L130 203H137V204H139V205H136V204H133L132 206L134 207V210H135V208L137 207V209H139V211L141 210L142 211V209H144V208H142V207H140V204H142V205H144V203L145 204H147V205H144V207H146L145 208V210H143L142 211V213H141V211L140 212H138V210L136 211V212H134L132 209H131V204H129ZM147 202V203H146ZM154 202V204H155V207L154 208H158V206L159 205H162V203H165L161 198H156V200H154L153 201ZM189 204H188V203ZM197 202V203H196ZM224 202V203H223ZM229 202V203H228ZM237 202H238V204H237ZM245 202H247V203H245ZM25 203V204H24ZM115 203H116V205H115ZM128 203V205H126ZM184 203V204H183ZM185 203H187V204H185ZM222 203L224 204V205H222ZM226 203V204H225ZM228 203V204H227ZM235 203V204H234ZM240 203V204H239ZM243 203H245V204H243ZM219 204V205H218ZM221 204V205H220ZM248 204V205H247ZM130 205V206H129ZM134 205H136V206H134ZM173 205V206H172ZM182 205V207H184V208H186V207H188L187 208V210L186 209H181V206ZM183 205H185V206H183ZM227 205V206H226ZM232 208V209H230V207ZM235 205H236V207H235ZM237 205H238V208H237ZM240 205V206H239ZM250 205V206H249ZM124 206V205H123ZM193 206V207H192ZM195 206V207H194ZM222 206V207H221ZM225 206V207H224ZM247 206V207H246ZM132 207V208H133ZM242 207V208H241ZM251 207H254L253 208V212H256V213H253L252 211H251ZM142 208V209H141ZM166 209V211L168 210L169 211V209ZM209 210H208V209ZM220 210H219V209ZM234 208V209H233ZM244 211V212H242V210ZM244 208H246V210H244ZM239 211H238V210ZM182 210H183V212H182ZM184 210H185V212H184ZM198 210V211H197ZM201 210H202V212H201ZM226 210V211H225ZM230 210V211H229ZM237 210V211H236ZM256 210V211H255ZM166 211H165V213H166ZM167 211V213L166 214H169L170 213V211L168 212ZM222 211V212H221ZM228 211V212H227ZM247 211V212H246ZM248 211L249 212H251L252 214H254V215H252V216H250V214L251 213H248ZM137 212H138V214H140V215H138L137 214ZM156 212V213H155ZM189 212V213H188ZM195 212V213H194ZM197 212V213H196ZM199 212V213H198ZM239 212V213H238ZM242 212V213H241ZM136 213V214H135ZM147 214V216H144V214ZM175 213H176V211H175ZM186 213V215H184V214ZM189 215H188V214ZM197 214H198V216H197ZM208 214V215H207ZM220 214V215H219ZM239 214V215H238ZM248 214V215H247ZM258 214V215H257ZM136 216L137 215V217L139 216V218H137V217H133V216ZM154 216V218L156 219V221H159V219H160V223L162 222L163 224H164V229L163 228H159L158 227V225H160V224H157V222L155 221L154 222V220L155 219H152V221L150 222V218H152V216ZM195 215H196V217H195ZM231 215V216H230ZM257 215V216H256ZM142 218H141V217ZM148 216H149V218H148ZM151 216V217H150ZM185 216H187V217H185ZM209 216V217H208ZM212 216V217H211ZM240 216V217H239ZM143 217H144V220H143ZM185 217V218H184ZM146 218H148V219H146ZM163 218V219H162ZM188 218V219H187ZM223 218V219H222ZM242 218H245V219H242ZM251 218H254V219H251ZM260 218V219H259ZM136 219V221H137V219L139 220L138 222H140V224L138 223V222H136V221H134ZM150 219V220H149ZM187 219V220H186ZM198 219V220H197ZM217 219V220H216ZM219 219V220H218ZM255 219H257V221H261V222H259V224H258V222L255 220ZM259 219V220H258ZM144 221L143 223H142V221ZM190 220V222H188ZM194 220V221H193ZM248 220H249V222H248ZM165 221V222H164ZM197 221V222H196ZM133 222H135L134 224H133ZM193 222V223H192ZM221 222H222V224H221ZM136 223H138V224H136ZM144 223H145V226H144ZM155 223V224H154ZM217 224V225H215V224ZM248 223V224H247ZM210 224V225H209ZM220 224V225H219ZM136 225H138V226H142V228H141V226L140 227H136L135 228V226ZM147 225V226H146ZM189 225V226H188ZM242 225V226H241ZM258 225V226H257ZM261 225V226H260ZM168 226V227H167ZM218 226V227H217ZM246 226V227H245ZM212 227V228H211ZM222 227V228H221ZM248 228V229H247ZM213 229V230H212ZM224 229V230H223ZM246 230V232H245V230ZM251 229V230H250ZM257 229V230H256ZM143 230V232H141ZM262 230V232H259V231H261ZM234 231V232H233ZM256 231V232H255ZM197 233V234H196ZM251 233V234H250ZM257 233V234H256ZM263 233V235H261ZM157 234V235H156ZM189 234V235H190ZM195 234L197 235V236H195ZM246 234V235H245ZM256 234V235H255ZM261 235V237H259L260 235ZM191 236V235H190ZM198 236H199V238H198ZM249 236V237H248ZM256 238H255V237ZM180 237V235H178L177 237L175 236V239L176 238H179ZM197 237V238H196ZM203 237V238H202ZM252 237V238H251ZM259 237V238H258ZM263 237V238H262ZM153 238V239H152ZM155 238V239H154ZM188 239V241H189V239H190V237H188L187 238ZM201 241H203V242H201ZM192 240L190 239V241L192 242ZM260 240V241H259ZM188 241H187V243H188ZM198 241V242H197ZM204 242H205V245H204ZM210 242V243H209ZM221 242V243H220ZM224 243H225V246H224ZM139 244H144V247H143V250L141 251V252H137V250H136V246L137 245H139ZM173 244H174V246H173ZM208 244V245H207ZM176 245V246H175ZM201 245V246H200ZM202 246H204V247H202ZM212 246V247H211ZM221 246V247H220ZM249 246V247H248ZM147 247H148V249H147ZM207 247H209V248H207ZM235 247V248H234ZM263 247V248H262ZM245 248L247 249V251L245 250ZM255 248V249H254ZM175 249V250H174ZM205 249V250H204ZM207 249V250H206ZM259 249V250H258ZM263 249V250H262ZM198 250V251H197ZM218 250V251H217ZM254 250V251H253ZM213 251V252H212ZM216 251V252H215ZM225 251V252H224ZM243 251V252H242ZM150 252H152V254L150 253ZM199 252V253H198ZM200 252H201V255H200ZM208 254H207V253ZM209 252H210V254H209ZM218 252V253H217ZM235 252H236V254H235ZM239 252H241V253H239ZM254 252V253H253ZM256 252H258V253H256ZM149 253V254H148ZM215 253H217V254H215ZM256 253V254H255ZM212 254H214L213 256H212ZM239 254V255H238ZM261 254V255H260ZM169 255V256H168ZM202 255H203V259H201L202 258ZM207 255V256H206ZM218 255V256H217ZM168 258H167V257ZM186 256V255H185ZM211 256V257H210ZM214 256H216V257H214ZM221 256V257H220ZM246 256V257H245ZM248 256V257H247ZM259 256V257H258ZM240 257V258H239ZM164 258V259H163ZM205 258H206V260H205ZM213 258V259H212ZM163 259V260H162ZM193 258H191V260H192ZM219 259V260H220ZM227 259L229 260V261H227ZM234 259H235V261H234ZM194 260V259H193ZM192 260V261H193ZM203 260V261H202ZM204 260H205V262H204ZM212 260V261H211ZM263 260V261H262ZM196 261V262H197ZM208 261V262H207ZM259 263H258V262ZM197 262V263H198ZM198 263V264H199ZM227 264H231V263H227Z\"/></svg>",
    "mask_w": 264,
    "mask_h": 264
},
{
    "label": "water",
    "instance_id": "2",
    "mask_svg": "<svg viewBox=\"0 0 264 264\" xmlns=\"http://www.w3.org/2000/svg\"><path fill=\"white\" fill-rule=\"evenodd\" d=\"M75 76L34 0H0V185L36 196L23 210L0 188V264H117L106 242L73 217L97 211L70 135Z\"/></svg>",
    "mask_w": 264,
    "mask_h": 264
},
{
    "label": "bare ground",
    "instance_id": "3",
    "mask_svg": "<svg viewBox=\"0 0 264 264\" xmlns=\"http://www.w3.org/2000/svg\"><path fill=\"white\" fill-rule=\"evenodd\" d=\"M98 2V1H100V0H71V7L70 8H75V7H81L82 6V4L84 3V9H81V23L82 24H87V23H90V21H91V19H95L96 17H97V15L99 14V9L96 7V5H92V3L93 2ZM101 1H103V0H101ZM106 1V0H105ZM108 1V0H107ZM111 1H113V2H111V3H113V6H114V12H113V14L112 15H109V16H107V19L104 21L105 22V26H106V24H111L112 25V29L113 30H115V32H117V34H116V43H112V45L110 46V47H112V56H114V57H116V58H120L121 59V61L120 60H118V62H112L111 61V57L109 58L108 56V58L110 59L108 62H110L109 64H110V66H109V69H108V72L107 73H103L102 75L100 74V76H97V77H100L99 79H97V78H95V79H97V81L99 80V82L100 83H102V84H104L106 87H110V84L111 83H114V84H112V85H114L115 87H117V86H119L120 88H121V86H124V84H123V82H126L128 79L129 80H131V81H129L130 83H137V85L138 84H140L141 85V83H142V77L145 75V72H146V70H147V68H145L144 70H142L141 71V73H140V71H139V73H138V76H137V74H135V73H137V72H135L137 69H135V67L139 64H142V62H139V61H141V60H143V58H145V60H144V63L142 64V65H144V66H146V65H150L151 66V64H152V68H154V70H155V72H154V75L153 74H151V78L152 77H154L155 79H154V81L152 82V83H150V86H149V88L148 89H151V92H152V89H154L155 91H153V92H156V88H157V84H155V83H157L158 81H160V80H162V79H160V73H161V71H162V69L163 68H161L162 67V65L160 64V63H158L159 61H161V60H157L158 59V56H157V58H156V60L157 61H155V58L153 59V57H155L157 54H154V52L152 53L151 52V48H153L154 50L156 49V48H154V46L155 45H158V46H155V47H157V48H159L160 50H161V53H159V54H165V52H162L163 50H162V42H163V35H162V31L161 30H163V29H161V27L163 28L165 25L164 24H166V21L164 22V19H162V24H163V26H161L160 27V29H156V26H153V28H152V30L150 31V36L148 37L147 35L148 34H144V36H145V38L143 37V35L141 36V37H138L137 36V34H134V33H132V30H130V29H128L129 28V17H127V8H126V4L124 5L123 3H122V1L123 0H111ZM128 1V0H127ZM126 1V2H127ZM154 1H158V0H154ZM153 1V2H154ZM161 1H164V0H161ZM178 1V0H177ZM183 1V0H182ZM221 1V0H220ZM228 1H231V0H228ZM227 1V2H228ZM159 2H160V0H159ZM165 2V1H164ZM207 2V1H206ZM223 2V1H222ZM59 2L57 1V0H34V9H35V13H36V16L38 17V19L44 24V25H46L48 28H50L55 34H56V36L61 40V42L64 44V46H65V49H66V51H67V53H68V55H69V57H70V59H71V61H72V63H73V65H74V67H75V71H76V76H75V81H74V86H73V90H72V99H73V101H74V115H73V117H72V122H71V129H70V135H71V138H72V142H73V144H74V146H75V148H76V150H77V152L79 151V147H78V145H77V139H78V136H80V134L83 132V126H82V122L84 121V120H86L88 117H90L89 115H90V111H89V106H88V104H87V102H86V99L84 98V96L82 95V93H81V84L83 83L82 82V78H83V74H86L87 72H85V73H83V70H82V67H81V63H82V61H84V62H86V59H87V56H86V54L84 53V50L81 48V47H79V46H76L75 47V41H74V36H75V33H76V31H75V29H74V27H72V26H70L69 24H68V22H67V17H68V15H69V13H70V11L68 10V9H65L64 7H61V6H59V4H58ZM128 3V2H127ZM137 3H139V2H137ZM146 3V2H145ZM158 3V2H157ZM184 3V2H183ZM212 3V2H211ZM219 3V2H218ZM217 3V4H218ZM229 3V2H228ZM227 3V4H228ZM256 4H257V2H255ZM136 4V3H135ZM159 4V3H158ZM187 4V3H186ZM213 4H214V2H213ZM222 4V3H221ZM226 4V3H225ZM259 4V3H258ZM81 5V6H80ZM85 5H86V7H85ZM160 5V4H159ZM173 5V4H172ZM177 5V4H176ZM207 5H208V3H207ZM219 5V7H220V3L218 4ZM223 5V4H222ZM105 6V5H104ZM128 6V5H127ZM185 6H187V5H185ZM210 6H212V5H210ZM227 6V5H226ZM188 8L190 7V5H188L187 6ZM197 7V6H196ZM208 7V6H207ZM213 7V6H212ZM224 7H225V5H224ZM254 7H255V5H254ZM111 8H112V6H111ZM166 8V7H165ZM168 8V7H167ZM226 9H227V7H225ZM257 8V7H256ZM170 9V8H169ZM169 9H166L167 10V12L165 13L166 15L169 13L168 12V10ZM190 9V8H189ZM199 9V8H198ZM207 9V8H206ZM210 9V8H209ZM221 9H223V7H220V10ZM242 9V8H241ZM263 9V8H262ZM71 10V9H70ZM80 10V9H79ZM138 10V9H137ZM171 10L172 9H170V12H171ZM175 10V9H174ZM173 10V11H174ZM214 10V9H213ZM216 10H218V8H216ZM257 10V9H256ZM148 12V13H145V12ZM159 11H160V9H159ZM182 11V10H181ZM194 11V10H193ZM258 11V10H257ZM261 11H263V10H261ZM141 12L142 13H145V14H150V15H152V13H150L149 12V9L147 8L146 9V6H144V4H143V6H141ZM204 12H207V11H204ZM203 12V13H204ZM212 12V11H211ZM218 12H219V10H218ZM112 13V12H111ZM138 13H139V11H138ZM141 13V15H142V18H143V14ZM155 13V12H154ZM162 13H163V11H162ZM161 12H160V14H162ZM189 13V12H188ZM191 13H192V11H191ZM201 13V12H200ZM214 14H215V11L213 12ZM234 13V12H233ZM140 14V13H139ZM170 14H172V12L170 13ZM169 14V15H170ZM195 14V13H194ZM193 14V15H194ZM227 14H228V9H227ZM261 14V13H260ZM163 15V14H162ZM166 15H164V16H166ZM169 15H168V18H170L171 19V16L169 17ZM175 15H177L176 14V10H175ZM217 15V14H216ZM218 15H221L220 14V12H219V14ZM222 15H224V13L222 12ZM221 15V16H222ZM264 15V14H263ZM131 16V15H130ZM146 16H149V15H146ZM172 16L174 17V15L172 14ZM197 16V15H196ZM195 15H194V17H196ZM206 16H207V14H206ZM215 16V15H214ZM225 16V15H224ZM227 16V15H226ZM225 16V17H226ZM106 17V16H105ZM141 17V16H140ZM145 17V16H144ZM172 17V18H173ZM176 17V16H175ZM204 17H205V15H204ZM228 17H229V14H228ZM228 17H227V19L226 20H228ZM233 17H234V14H233ZM146 18H148V17H146ZM161 18V17H160ZM162 18H164V17H162ZM167 17L165 18V19H168ZM207 18V17H206ZM209 18H211V17H209ZM219 18H222V17H219ZM263 18H264V16H263ZM132 19V18H131ZM139 19V18H138ZM141 19V18H140ZM149 19H150V17H149ZM170 19H168V20H170ZM171 20H173L172 21V25H170V28H167V29H165V30H168V29H171L172 27L171 26H173V23H174V20H175V18H173V19H171ZM178 20V21H177ZM198 20H200V19H198ZM198 20H197V23H198ZM212 20H214V19H212ZM226 20H225V22H226ZM231 20V19H230ZM229 20V24L231 25L232 23H230L231 21ZM249 20V19H248ZM150 21V20H149ZM161 21V20H160ZM201 21H202V19H201ZM200 21V22H201ZM203 21H204V19H203ZM141 22V21H140ZM148 22V21H147ZM169 21H167V23H168ZM177 22H179V19H177L176 18V20H175V23H174V26H173V28L169 31L170 32V34H174V32H179V30L181 31L182 29H178V31H177V28H176V26H175V24L177 23ZM151 23H152V21H151ZM150 22H149V24L150 25H152ZM161 23V22H160ZM171 23V22H170ZM181 22H179V23H177L178 25L180 24ZM183 23V22H182ZM187 23H188V21H187ZM189 23H190V20H189ZM228 23V22H227ZM237 23V22H236ZM104 24V23H103ZM169 24V23H168ZM196 24V23H195ZM202 25L201 23H198V26H200V25ZM233 24H234V26L233 27H235V21L233 22ZM238 24V23H237ZM236 24V25H237ZM146 25V24H145ZM150 25H148V27L150 26ZM182 25V24H181ZM210 25H213V22H212V24H210ZM222 25V24H221ZM169 26V25H168ZM183 26V25H182ZM186 26L187 27H189L188 25H185V28H186ZM197 26V25H196ZM208 26H209V24H208ZM229 26V25H228ZM231 26V27H232ZM102 27V26H101ZM128 27V28H127ZM166 27V26H165ZM179 27H180V25H179ZM220 27V26H219ZM226 27H227V25H226ZM138 28V27H137ZM150 28V29H151ZM182 28V27H181ZM209 28V30L211 29L210 27H208ZM218 28V27H217ZM237 28V27H236ZM111 29V30H112ZM145 29H146V27H145ZM149 29V30H150ZM191 29V27L189 28V30ZM194 30H196L195 28H193ZM201 29V28H200ZM200 29H198V30H200ZM204 29V28H203ZM207 29V28H206ZM219 29H221V28H219ZM218 29V30H219ZM227 29V28H226ZM233 29V28H232ZM231 29V31L229 30V29H227V32L226 33H228V30L230 31V32H232V31H235V34H236V30L234 29V30H232ZM183 30H186V29H184L183 28ZM205 30V29H204ZM217 30V31H218ZM108 31H109V29H108V27H106V30H105V32H102L101 31V33H94V34H91L90 36H91V40L93 39V41L95 40V39H97V40H100V44H101V42H103V48L105 47V46H107V44H108V42H109V33H108ZM147 31V30H146ZM161 31V32H160ZM164 31V30H163ZM186 31H188V30H186ZM185 31V32H186ZM207 31V30H206ZM222 31H225L224 29H223V27H222ZM115 32H113V33H115ZM164 32H166V31H164ZM168 32V31H167ZM182 32H184V31H182ZM182 32H180V33H178V34H180L181 35V33ZM195 32V31H194ZM205 32V31H204ZM208 32V31H207ZM209 32H211V31H209ZM209 32H208V34H209ZM262 32V31H261ZM144 33V32H143ZM196 33V32H195ZM214 35L216 34V33H214V32H212ZM264 33V32H263ZM164 34V33H163ZM166 35H167V38H171V37H173V35H170V36H168V34L167 33H165ZM183 34V33H182ZM185 34H188V32L187 33H184V35ZM203 34V33H202ZM205 34H207V33H205ZM207 34V35H208ZM211 34V33H210ZM210 34H209V36H210ZM233 34V33H232ZM231 34V35H232ZM136 35V36H135ZM195 35V34H194ZM217 35H218V33H217ZM216 35V36H217ZM230 35V34H229ZM234 35V34H233ZM260 35H263V34H260ZM193 36V35H192ZM215 36V37H216ZM219 36V35H218ZM259 36V35H258ZM258 36H256V37H258ZM175 37V36H174ZM174 37L172 38V40L174 39ZM177 37H179V36H177ZM176 37V38H177ZM184 37V43L186 42V41H188V35L187 36H182V38ZM191 37V36H190ZM210 37H212V40H213V38H214V36H210ZM231 37V36H230ZM230 37H229V39H230ZM209 38V37H208ZM207 38V39H208ZM216 38H219V37H216ZM234 38L236 39V37H235V35H234ZM164 39H165V37H164ZM177 39H179V38H177ZM194 39V38H193ZM197 39H198V37H197ZM209 39H211V38H209ZM232 39H233V36H232ZM167 40V39H166ZM166 40H164V41H166ZM189 40H191V38L189 39ZM234 40V39H233ZM237 40V39H236ZM235 40V41H236ZM253 40H255V38L253 39ZM85 41V40H84ZM176 41V39L174 40V42ZM192 41V40H191ZM194 41V40H193ZM216 41V40H215ZM214 41V42H215ZM251 41V40H250ZM146 42L148 43V44H150V45H148L147 46V44H146ZM167 42H170L169 40H167ZM171 42H173V41H171ZM173 42V43H174ZM177 42L179 43V41L177 40ZM176 42V43H177ZM209 42H210V40H209ZM212 42V41H211ZM214 42H212L211 44L214 46ZM218 42V41H217ZM238 42H239V40H238ZM240 42H243L242 40L240 41ZM240 42H239V44H240ZM244 42H245V40H244ZM244 42H243V44H244ZM165 43V42H164ZM207 44H208V42H206ZM246 43V42H245ZM99 44V45H100ZM132 44H135V47H138V48H141L142 50H144V52L141 50V54L143 53H145L144 55L142 54V59L141 60H139L138 62V64L136 65V63L133 61L134 60V58L135 57H133V55H136L137 56V53H138V51H139V49H138V51H136L135 53H133L134 51L133 50H135L134 48H133V50L132 49H130L131 48V46H132ZM188 44H189V42H188ZM203 44H205V43H203ZM210 44V43H209ZM208 44V45H209ZM242 44V45H243ZM87 45V42H85V44H84V46H85V48L87 47L86 46ZM151 45H153V46H151ZM170 45V44H169ZM175 45V44H174ZM173 44L171 45V47L172 46H174ZM178 46H177V48L178 49H180V51H181V48H182V50H183V47H181V48H179V45H180V43L179 44H177ZM234 45H237V42H235V44ZM245 45V44H244ZM101 46V45H100ZM197 46V45H196ZM203 46V49L205 48V46H206V44H205V46L204 45H202ZM211 46V45H210ZM210 46H208L209 48H210ZM247 46H248V44H247ZM99 48V50H101V49H103V48ZM149 47V48H148ZM170 47V46H169ZM194 47H195V44H194ZM194 47H192V48H194ZM198 47V46H197ZM197 47H195V48H197ZM227 47V46H226ZM226 47H224V48H226ZM238 47V46H237ZM241 47V46H240ZM89 48V47H88ZM174 48V47H173ZM173 48H171V49H173ZM185 48V47H184ZM202 48V47H201ZM209 48H208V50H209ZM213 47L211 46V49H212ZM242 48V47H241ZM110 49V48H109ZM126 49H130V50H132L131 52H132V56L131 55H128L129 53H126ZM151 49V50H150ZM177 49V50H178ZM189 49V48H188ZM188 49H186V51H192V50H195V49H192L191 50V48H190V50H188ZM233 49L234 48H232L231 50L233 51ZM257 48H255V50H256ZM159 50V51H160ZM170 50V49H169ZM176 50V49H175ZM174 50V51H175ZM199 50V49H198ZM205 50V49H204ZM222 50V49H221ZM230 50V49H229ZM228 50V51H229ZM240 50H242V49H240ZM244 50V49H243ZM242 50V51H243ZM108 51V50H107ZM156 51L158 52V50L156 49ZM167 51V50H166ZM185 51V49H184V53H186V55L188 54L187 52ZM224 52H225V49L223 50ZM228 51H226V52H228ZM238 51V50H237ZM241 51V52H242ZM103 52V50L101 51V53ZM109 52V51H108ZM179 52V51H178ZM178 52H176V53H178ZM183 51H181L180 53H182ZM190 52H189V56H190ZM193 52H195L196 53V51H193ZM202 52V51H201ZM200 52V53H201ZM205 52H207V47H206V51ZM210 52V51H209ZM218 52V51H217ZM216 52V53H217ZM234 52V51H233ZM244 52V51H243ZM242 52V53H243ZM171 53V52H170ZM173 53V52H172ZM183 53V54H184ZM203 53H204V51H203ZM212 53V52H211ZM218 53H220V52H218ZM221 53H222V51H221ZM237 53H240L239 51L238 52H236V54ZM246 53V52H245ZM174 54H175V52H174ZM191 54H192V52H191ZM199 54V53H198ZM198 54H192V55H198ZM229 54V53H228ZM233 55V53H230V55ZM236 54L234 55V56H236ZM247 54V53H246ZM153 55H155V56H153ZM167 55V54H166ZM176 55V54H175ZM180 55V54H179ZM191 55V56H192ZM211 55V54H210ZM213 55V54H212ZM219 54H217V56H218ZM222 55V54H221ZM238 55V54H237ZM241 55V54H240ZM245 54L243 53V56H244ZM104 56H105V54H104ZM110 56V55H109ZM140 56V55H139ZM168 56V55H167ZM184 56V55H183ZM182 56V57H183ZM188 56V55H187ZM191 56H190V58H191ZM195 56H193V58L195 57ZM201 56V55H200ZM203 56H205L204 54H203ZM207 56V55H206ZM205 56V57H206ZM209 56V55H208ZM207 56V57H208ZM225 56V55H224ZM239 56V55H238ZM237 56V57H238ZM160 57V56H159ZM164 57H166V56H164ZM177 57V56H176ZM180 57V59H182L181 58V56H179ZM226 57V56H225ZM229 57V56H228ZM232 57V56H231ZM240 57V59H241V56H239ZM238 57V58H239ZM246 57V55L243 57V60H244V58ZM139 57L137 56V59H138ZM184 59H186L185 57H183ZM192 58V60H194ZM196 58V57H195ZM202 58V57H201ZM215 58V57H214ZM213 58V59H214ZM224 58V57H223ZM235 59H236V57H234ZM136 59V58H135ZM160 59H161V57H160ZM167 59V58H166ZM172 59H174V58H172ZM177 59H179L178 57H177ZM184 59H182V60H184ZM212 59V58H211ZM213 59H212V63H213ZM226 59H228V58H226ZM175 60V59H174ZM187 60H190L191 61V59H189V57H188V59ZM199 60H200V58H199ZM219 60V59H218ZM229 60H230V58H229ZM231 60H233V59H231ZM230 60V61H231ZM243 60H241V61H243ZM164 61V60H163ZM168 61H169V59H168ZM202 61V60H201ZM225 61H227V60H225ZM173 62H176V61H173ZM181 62V61H180ZM179 62V60H178V63H180ZM183 62V61H182ZM185 62V61H184ZM184 62H183V64H184ZM189 62V61H188ZM194 62V61H193ZM193 62H191V63H193ZM210 62V61H209ZM216 62V61H215ZM223 62V61H222ZM232 62V61H231ZM239 62H240V60H239ZM243 62H245V61H243ZM169 64H170V62H168ZM171 63H172V61H171ZM186 63H187V61H186ZM185 63V64H186ZM190 63V64H191ZM196 63V62H195ZM228 63V62H227ZM238 62H237V60H236V64H237ZM182 64V63H181ZM182 64V65H183ZM185 64H184V66H185ZM209 64V63H208ZM214 64H216L217 65V62L216 63H214ZM222 64V63H221ZM241 64H243V63H241ZM240 64V65H241ZM104 65H108L107 64V60L105 61V64H103V66ZM166 65H167V63H166ZM174 66L176 65V64H173ZM172 65V66H173ZM179 65V64H178ZM181 65V66H182ZM189 64L187 63V66H188ZM226 65V64H225ZM170 66H171V64H170ZM171 66V67H172ZM189 66H191V65H189ZM220 66V65H219ZM247 66V65H246ZM102 67V66H101ZM100 67V68H101ZM129 68L130 70H129V72L128 73H123L122 72V69L123 68ZM140 67V66H139ZM139 67L137 66V68H138V70H140L139 69ZM142 67V66H141ZM218 67V66H217ZM221 67V66H220ZM223 67V66H222ZM225 67V66H224ZM169 68V67H168ZM177 69H178V67H176ZM180 68V67H179ZM181 68H183V69H186V68H184L183 66L181 67ZM200 68V67H199ZM264 68V67H263ZM99 69V68H98ZM135 69V70H134ZM209 68L207 67V71H208V73H209V70H208ZM232 69V68H231ZM239 69V68H238ZM247 69V68H246ZM245 69V70H246ZM100 70V69H99ZM106 70V69H105ZM169 70H170V68H169ZM172 70V69H171ZM179 70V69H178ZM182 70V69H181ZM195 70H197V69H195ZM203 70H205V68H203ZM224 70V69H223ZM221 70V72H222V74H223V72L225 73L226 71L224 70ZM240 70H241V68H240ZM165 71V70H164ZM167 71V73L166 74H168V70H166ZM173 71H174V69H173ZM185 71V70H184ZM190 70H188V71H186V72H189ZM198 71V70H197ZM244 71V70H243ZM96 72V71H95ZM99 72V71H98ZM101 72V71H100ZM201 72H204V71H201ZM206 72V71H205ZM221 72H219L220 74H221ZM230 72H232V71H230ZM235 72V71H234ZM238 72V71H237ZM170 73V72H169ZM172 73V72H171ZM180 73V72H179ZM195 73V72H194ZM194 73H190V74H184L185 75V77H186V75L187 76H191L192 74L194 75ZM226 73H228V72H226ZM225 73V74H226ZM94 74V73H93ZM97 74H99V73H97ZM166 74H162L163 76L164 75H166ZM174 74V73H173ZM199 74H200V72H199ZM214 74H216L215 72H214ZM221 74V75H222ZM224 74V75H225ZM229 74V73H228ZM235 74V73H234ZM237 74V73H236ZM239 74V73H238ZM237 74V75H238ZM183 75V74H182ZM181 75V76H182ZM195 75H197V72H196V74ZM227 75V74H226ZM249 75H250V73H249ZM95 76V75H94ZM137 76V77H136ZM167 76V75H166ZM165 76V77H166ZM177 76V75H176ZM85 77H86V75H85ZM145 77V76H144ZM170 77V76H169ZM92 78V77H91ZM175 78H177V77H175ZM175 78H174V82L176 81V82H178L179 83V79L180 78H182V77H178L177 78V80H175ZM234 78V77H233ZM100 79H101V81H100ZM171 79V78H170ZM237 79V78H236ZM85 80H87V79H85ZM158 80V81H157ZM166 80V79H165ZM169 80V79H168ZM171 80H173V79H171ZM171 80H169V81H167V82H169L168 84H170L171 82ZM210 80H211V78H210ZM157 81V82H156ZM213 81V80H212ZM245 81V80H244ZM87 82V81H86ZM128 82V81H127ZM129 82L127 83V84H129ZM173 82V81H172ZM176 82H175V84H176ZM223 82V81H222ZM240 82V81H239ZM85 83V82H84ZM88 83V82H87ZM161 83V82H160ZM160 83L158 82V86L160 85ZM229 83V82H228ZM118 84H122V85H118ZM132 84H130L131 86H132ZM155 84V85H154ZM167 84V83H166ZM167 84V85H168ZM173 84V83H172ZM262 84V83H261ZM84 85V84H83ZM85 85H87V84H85ZM103 85V86H104ZM117 85V86H116ZM126 85V84H125ZM134 85H136V84H134ZM140 85H139V87H140ZM161 85L164 87V85L161 83ZM160 85V86H161ZM167 85H165V86H167ZM174 85V84H173ZM223 85H225V84H223ZM244 85V84H243ZM126 86H128V89H127V87H126V89L129 91V88L130 89H132L129 85H126ZM169 86V85H168ZM168 86H167V88H168ZM171 86V85H170ZM179 86H180V83H179ZM87 87V86H86ZM119 87H117L118 88V90L120 89ZM135 87V86H134ZM137 87V86H136ZM135 87V88H136ZM163 87H161V89L163 88ZM178 87V86H177ZM190 87V86H189ZM117 88H115L116 90H117ZM133 89V90H136V89ZM170 88V87H169ZM172 88V91L171 92H173V86L171 87ZM181 88V87H180ZM226 88H227V86H226ZM232 88H233V86H232ZM107 89V88H106ZM122 89H125V88H123L122 87ZM140 89V88H139ZM159 89L160 88H158V91L157 92H159ZM160 89V90H161ZM164 89V93L162 92V95H163V97L159 100V101H161L160 102V104H159V102L157 103V104H159V107L161 106L162 108L164 107H166V109H162V110H167V108H169V106H172L171 105V99H170V93L171 92H168L167 90V92L165 91V89L166 88H163ZM162 89V90H163ZM229 89H230V87H229ZM116 90H115V92H116ZM126 90V91H127ZM141 90V89H140ZM140 90H138L139 91V94H140ZM161 90V91H162ZM176 89H174V92L173 93H175L177 90L179 91V89L177 88V90L175 91ZM187 90H188V87H187ZM231 91H232V89H230ZM110 91V90H109ZM123 91V90H122ZM127 91V92H128ZM132 91V90H131ZM131 91H129V92H131ZM137 90L135 91V92H138ZM143 91L144 92H141V93H143L144 94V96L148 99V101H146V102H148L149 103V105L151 106L152 104V102L153 101H155V100H153V99H149V97H150V95H149V93H148V95L146 96V92H148L147 91V88H143ZM150 91V90H149ZM257 91V90H256ZM263 91V90H262ZM112 92H114V91H112ZM124 92H125V90H124ZM127 93V95L126 96H128V94H130V93ZM133 92V91H132ZM151 92H150V94H151ZM233 92H234V90H233ZM84 93V92H83ZM111 93V92H110ZM117 93V92H116ZM115 93V94H116ZM122 93V92H121ZM126 93V92H125ZM177 93V92H176ZM189 93V92H188ZM192 93V92H191ZM251 93H253V92H251ZM111 94H112V96H111ZM111 94H105V91H104V95H98L99 96V98L97 99V101L99 100V103H100V105L99 106H101V108L104 110H102L103 112H104V116H102L103 118L101 119L102 120V123L99 125H97L98 126V130L100 131V132H102L101 134H103V138H101V137H98V138H100V139H102V140H100V148H99V150H98V152H101V154H99V153H97V155L99 154V155H103L104 154V152H105V155H107V156H110L111 155V158L113 157L114 159L116 158L117 159V161H120V163H122V164H120L119 162L118 163H115V164H113V165H109V164H107V161L106 162H104V158H103V160H102V158H101V156H100V160H97L96 161V163H95V167H99V169H100V171H101V174H102V176L106 179V177L109 179H106L107 180V182L109 181L110 182V180H112L113 181V185H114V189H116L115 188V186L116 187H118V184L119 185H121V186H123L122 184H120L121 182V180L122 181H125V185H126V181H129V182H127V186L129 187V189H130V194L132 195V193H133V197H134V195H136V197L139 195H143V194H145L144 193V191H146V190H144L145 189V186H144V184L146 183H142L143 185L142 186H144V189H143V191H141L140 190V188L139 189H137L139 186H141L140 184L141 183H137L136 181L135 182H133L134 180V177H136V173H134L133 171V168L131 169V165L133 164V167H134V163H131L130 161H126V159L124 158L125 156H124V153H127L128 151L129 152H132L133 153V155L135 156H133L134 158H136L135 160L136 161H142L143 159H142V157H147L148 155H146V153H149V152H147V148L146 147H144V148H142V149H140L139 147H138V145L135 143V141H133L132 139H133V136H134V134L135 133H138V135H140V130L142 129V134H143V136H144V138H146V140H147V143H149V142H152V141H154V139L156 138V134H155V127H154V129L153 130H155V131H153V132H149V130L147 129H145L146 127L144 126V121H146V120H144L145 118H143V117H145L146 115H145V113H146V111L143 113V112H140L141 110V107H139L138 106V104L137 103H135V102H133L132 100H133V96H131V97H133L131 100L129 99V100H127V101H123V100H120L119 98H117V96L115 95V94H113V93H111ZM118 94V93H117ZM132 94V93H131ZM130 94V95H131ZM135 94H137V93H135ZM142 94V95H143ZM159 94V93H158ZM186 94V93H185ZM259 94V93H258ZM263 94V93H262ZM118 95H120V93L118 94ZM123 95V94H122ZM121 95V96H122ZM138 95V94H137ZM156 95V94H155ZM161 95V94H160ZM159 95V96H160ZM161 95V96H162ZM172 95V94H171ZM240 95V94H239ZM125 96V95H124ZM136 96V95H135ZM149 96V97H148ZM158 96V95H157ZM155 97V99L157 98V100H158V97ZM160 96V97H161ZM259 96V95H258ZM130 97V98H131ZM153 97V93H152V95H151V98ZM188 97V96H187ZM194 97H195V95H194ZM122 98H123V96H122ZM121 98V99H122ZM164 98V99H163ZM196 98V97H195ZM95 99V100H96ZM136 99V98H135ZM169 99V100H168ZM186 99V98H185ZM188 99H189V97H188ZM198 99V98H197ZM150 100H152V102L150 101ZM225 100V99H224ZM253 100V99H252ZM258 100V99H257ZM136 102H137V100H135ZM233 101V100H232ZM95 102V101H94ZM157 102V101H156ZM188 102V101H187ZM229 102V101H228ZM255 102H256V100H255ZM98 103V102H97ZM96 103V104H97ZM198 103H200V101L198 102ZM225 103V102H224ZM195 104V103H194ZM250 104V103H249ZM254 104V103H253ZM155 105H156V103H155ZM200 105V104H199ZM255 105V104H254ZM150 106H148L149 108L148 109H153V107L152 108H150ZM154 106V105H153ZM187 106H188V104H187ZM231 106H233V105H231ZM235 106H236V104H235ZM234 106V107H235ZM160 107V108H161ZM197 108H198V106H196ZM228 107V106H227ZM264 107V106H263ZM101 108H100V110H101ZM107 108V109H106ZM157 108V107H156ZM197 108H196V110H197ZM260 108H262V107H259V109ZM91 109V108H90ZM110 109H114L113 110V112H111V111H108V110H110ZM147 109V108H146ZM158 109V108H157ZM170 109H171V107H170ZM194 109H195V107H194ZM237 109H238V106H237ZM140 110V111H139ZM169 110V109H168ZM172 110V109H171ZM170 110V113H172V111ZM189 110V109H188ZM188 110H187V112H188ZM255 110V109H254ZM92 111V110H91ZM159 111V110H158ZM190 111V110H189ZM199 111V110H198ZM257 111H258V108H257ZM103 112L102 113H100V114H103ZM109 112V113H108ZM147 112H150V111H148L147 110ZM162 112V111H161ZM160 111L158 112V113H161ZM177 112V111H176ZM186 112V111H185ZM259 112V111H258ZM264 112V111H263ZM91 113H94L93 111L91 112ZM143 113V114H142ZM167 113V116H168V114H169V112L167 111L166 112ZM113 114H115V115H113ZM123 114H127V117L128 118H123ZM148 114H150V113H148ZM152 114H154L153 113V111H152V113L150 114L151 116H153ZM173 114V113H172ZM172 114H170L171 116H172ZM198 114V113H197ZM236 114V113H235ZM160 115V114H159ZM159 115H157V117L159 116ZM165 115V114H164ZM196 115V114H195ZM213 115V114H212ZM237 115H239V114H237ZM99 116V115H98ZM166 116V115H165ZM174 116V115H173ZM172 116V117H173ZM176 116V115H175ZM175 116H174V118L173 119H175ZM224 116V115H223ZM247 116V115H246ZM248 116H250V115H248ZM93 117H94V115H93ZM92 117V118H93ZM178 117H180V116H178ZM177 117V118H178ZM192 117V116H191ZM243 117V116H242ZM91 118V117H90ZM113 119L112 120V123H113V127H115V129H118V130H121V133H119L118 134V132H120V131H117V134H116V132H114V130L111 128V127H109V125H108V123L107 122H105V120L107 119ZM125 119V120H123V119ZM147 118V117H146ZM176 118V119H177ZM197 118V117H196ZM155 118L153 117V120H154ZM169 119V118H168ZM172 119V118H171ZM170 119V120H171ZM179 119V118H178ZM184 119V118H183ZM193 119V118H192ZM165 120V119H164ZM164 120H163V122H164ZM206 120V119H205ZM251 120V119H250ZM160 122H161V120H159ZM174 121H176V120H174ZM191 121V120H190ZM193 121V120H192ZM256 121V120H255ZM99 122H100V120H99ZM105 122V123H104ZM155 122V121H154ZM163 122H161V123H163ZM167 122V121H166ZM177 123H178V125H179V121H176ZM186 122V121H185ZM194 122V121H193ZM135 123H137L138 125H135ZM153 123V122H152ZM158 123V122H157ZM165 123V122H164ZM163 123V124H164ZM168 123V122H167ZM86 124V123H85ZM154 124V123H153ZM169 124L171 125V127L169 126ZM169 124H168V126H169V129L171 130H173V132H174V130H176V129H178V125H174L175 124V122L172 124V120H171V123H170V121H169ZM87 125V124H86ZM155 125V124H154ZM165 125V124H164ZM181 125V124H180ZM180 125H179V127H180ZM96 126V124H95V127H97ZM157 126H158V124H157ZM166 126V125H165ZM189 126V125H188ZM197 126V125H196ZM149 127V126H148ZM167 127V126H166ZM139 128H141L140 130H139ZM156 128H158V127H156ZM168 128V127H167ZM182 128H184L183 126H182ZM198 128V127H197ZM200 128V127H199ZM256 128V127H255ZM168 129V130H169ZM185 129V128H184ZM94 130H95V128H94ZM190 130V129H189ZM201 130V129H200ZM203 130V129H202ZM96 131H97V129H96ZM99 131H98V133H99ZM162 132H163V130H161ZM207 131V130H206ZM172 132V133H173ZM175 133V132H174ZM183 133V132H182ZM206 133V132H205ZM100 134V133H99ZM168 134V133H167ZM251 134V133H250ZM255 134V133H254ZM259 134V133H258ZM160 135V134H159ZM164 135V134H163ZM177 135V134H176ZM253 135V134H252ZM257 135V134H256ZM162 136V135H161ZM172 136V135H171ZM236 137V136H235ZM97 138V137H96ZM128 138H131V139H129V142H128ZM176 138V137H175ZM185 138H187V137H185ZM238 138V137H237ZM254 138V137H253ZM162 139V138H161ZM171 139V138H170ZM216 139V138H215ZM95 140H97V139H95ZM164 140V139H163ZM169 141V140H168ZM178 141H179V138H178ZM181 141V140H180ZM161 142V141H160ZM165 142V141H164ZM95 143H97V142H95ZM177 143V142H176ZM190 143V142H189ZM236 143V142H235ZM162 144V143H161ZM156 145H157V143H156ZM163 145V144H162ZM161 145V146H162ZM177 145V144H176ZM245 145V144H244ZM159 146V145H158ZM169 146V145H168ZM127 147V148H126ZM174 147V146H173ZM177 147V146H176ZM179 147H181V145L179 146ZM184 147H186L185 145H184ZM184 147H182V148H184ZM163 148V147H162ZM161 148V149H162ZM166 148V147H165ZM165 148H163L164 149V151H166L167 149H165ZM169 149V148H168ZM176 149H178V148H176ZM185 149H189V150H191L190 152H193V153H195L196 155H191V156H197V157H199L200 159H204V161H207V163L206 164H209L211 167L210 168H212L213 170H215V171H224L225 173L226 172H228V173H231V174H233V175H235L236 177L238 176V178H241V179H246L245 178V176H243L241 173H239V171H237L236 169H234L233 167H231L230 165H228V164H226V163H224V162H222L221 160H219L217 157H215L213 154H211L209 151H207V150H205V149H203L198 143H196V142H191V144H190V147H186ZM170 150H171V148H170ZM170 150H168V151H170ZM189 150H187V152L189 151ZM157 151V150H156ZM163 151V152H164ZM181 151V150H180ZM185 151V150H184ZM184 151H183V154H184ZM248 151V150H247ZM250 152V151H249ZM248 152V153H249ZM103 153V154H102ZM164 154V153H163ZM165 154H166V152H165ZM99 155L97 156V158L96 159H98V157H99ZM168 155V154H167ZM182 155V154H181ZM185 155H187V154H185ZM189 155V156H190ZM104 156V155H103ZM102 156V157H103ZM150 156V155H149ZM161 156H163V155H158L156 158H153V159H162L163 160V158L164 157H161ZM169 156H170V154H169ZM168 156V158H170ZM172 156V155H171ZM189 156L187 157V156H185V158H188V159H190V161H189V163L188 164H192L190 167L187 165V163H185L187 166H185L186 167V169H188V171L187 172H185V174L187 175V176H189V175H191V174H189L190 172L191 173H193L194 172V165H193V162H194V164H195V162L196 161H191L192 160V157L190 156V158H189ZM159 157V158H158ZM174 157H176V156H174ZM178 157V156H177ZM183 157H184V155H183ZM111 158H109V159H111ZM112 158V159H113ZM149 158V157H148ZM172 159H173V157H171ZM106 159L107 160H109L108 159V157H106ZM152 159V158H151ZM152 159V160H153ZM182 159V158H181ZM194 159H195V157H194ZM128 160V159H127ZM165 160H167V157H166V159ZM170 160V159H169ZM176 160H178V159H175V161ZM184 160H186V159H184ZM103 161V162H102ZM112 161V160H111ZM110 161V162H111ZM116 161V160H115ZM116 161V162H117ZM149 161H150V158H149ZM172 162H175V161H173V160H171ZM170 161V162H171ZM182 161V160H181ZM109 162V163H110ZM112 162H114V161H112ZM112 162L110 163V164H112ZM126 162V163H125ZM127 162H129V163H127ZM152 162V161H151ZM159 162V161H158ZM164 162H166V161H164ZM169 161H168V163H166L167 164V167L169 166V163H170ZM171 162V165L173 164ZM178 161H176L175 163L177 164V166L179 165L178 163H177ZM180 162V161H179ZM187 162V161H186ZM199 162H201V163H199V165L200 164H203V165H205V163H203L202 161H200L199 160ZM126 164V165H128V164H130L131 163V165H129V167H127V168H129V172H131L132 170V174L130 173V174H128L127 173V176H124L125 178H126V180H125V178H124V180L121 178V180L119 181L118 180V177H122L123 176V174L121 173V174H119V175H117V172H119L118 170H120L121 169V167H120V165H122V167L123 166H126V165H123V164ZM146 163H148V162H146ZM150 163V162H149ZM174 163V164H175ZM183 162H181L180 164H182ZM153 164H155V161H154V163ZM159 164H160V162H159ZM165 163H163L162 162V164H160L161 166L163 165V167L166 165H164ZM112 169V167L114 168V167H116L117 166V172L116 171H114V172H116V174H112V171H111V174H108L107 172H109V170H111V169H106L108 166ZM184 165V164H183ZM198 164H196V166H197ZM208 165V166H209ZM138 166V165H137ZM176 166V165H175ZM175 166H173V168H174V170H176V167ZM207 166V165H206ZM206 166H205V168H206ZM105 168L104 170H103V172H104V174H103V172H102V170L101 169H103V168ZM141 167V166H140ZM139 167V168H140ZM160 167V166H159ZM170 168H171V166H169ZM179 167V166H178ZM199 167V166H198ZM201 167V166H200ZM203 167V166H202ZM120 168V169H119ZM156 168V167H155ZM179 168H181V166L179 167ZM204 168V167H203ZM208 168V167H207ZM206 168V169H207ZM140 169H143L142 167L140 168ZM145 169H147V168H145ZM161 169H162V167H161ZM164 169H166V167L165 168H163L162 170L164 171ZM182 169H183V166H182ZM181 169V170H182ZM185 169V168H184ZM201 169V168H200ZM209 169V168H208ZM207 169V170H208ZM87 170H88V168H87ZM112 170H116V168L115 169H112ZM144 170V169H143ZM150 170V169H149ZM153 170V169H152ZM151 170V171H152ZM160 170V169H159ZM167 170L169 171V169L167 168ZM167 170H165V171H167ZM170 170H172V169H170ZM180 170V169H179ZM180 170V171H181ZM195 170H196V168H195ZM203 169H201V171H202ZM210 170V169H209ZM107 171V172H106ZM123 171V173H124V175H125V171L127 172V170L126 169H122L120 172H122ZM139 171V170H138ZM137 171V173H139ZM146 171V170H145ZM145 171H144V173H145ZM156 172L158 171L157 169L155 170ZM186 171V170H185ZM199 171V170H198ZM205 171V170H204ZM214 171V172H215ZM88 172H89V174H90V176H91V178H92V181H93V200H94V205H95V207H96V212L95 213H93V212H91V211H89V210H76V211H74V213H73V217H74V219H75V221H77L78 223H80V224H82L83 226H85L88 230H90L92 233H94V234H96V235H98V236H100L105 242H106V244L108 245V247H109V249L111 250V252H112V254L114 255V257L116 258V262H117V264H133L132 263V261H131V259L129 258V256H128V254L126 253V247L127 246H131L132 245V241H131V238H129V236H125V235H123L124 233L123 232H120V231H117V229L114 227V223L112 224V222H111V220L106 216V214L102 211V209L98 206V187H97V184H96V181H95V179H94V177H93V175H92V173L90 172V170H88ZM136 172V171H135ZM143 172V171H142ZM141 172V174H143ZM147 172H149V171H147ZM159 172V171H158ZM203 172V171H202ZM133 173H134V175H133ZM182 173V172H181ZM205 172H203V174H204ZM217 173V172H216ZM224 173V174H225ZM140 174V173H139ZM138 174V175H139ZM141 174H140V176H141ZM147 173H145V175H146ZM155 174V173H154ZM162 174V173H161ZM164 174H167L166 172L164 173ZM169 174H170V172H169ZM171 174H173V173H171ZM200 174V173H199ZM220 174V173H219ZM221 174H223V173H221ZM113 175V176H112ZM116 175L118 176V177H116ZM122 175V176H121ZM138 175H137V177H138ZM148 175V174H147ZM151 175V177H154V176H152V173L150 172L149 173V176ZM156 175H158V174H156ZM155 175V176H156ZM196 175H197V173H196ZM195 175V176H196ZM206 175V174H205ZM205 175H202V176H204L205 177ZM216 175V174H215ZM144 175H142V177H143ZM159 176H160V174H159ZM163 176V177H162ZM162 176H160L159 178L160 179H164V175L162 174ZM167 176V175H166ZM169 176V175H168ZM167 176V177H168ZM174 176V175H173ZM178 176V175H177ZM182 176V175H181ZM208 176V175H207ZM206 176V177H207ZM210 176V175H209ZM208 176V177H209ZM214 176V175H213ZM212 176V177H213ZM230 176H232V175H230ZM259 176V175H258ZM141 177V178H142ZM145 177H147V176H144V179H145ZM157 177V176H156ZM172 177V176H171ZM197 177V176H196ZM195 177V178H196ZM207 177V178H208ZM211 177V178H212ZM217 177V176H216ZM227 178H228V176H226ZM141 178H139V179H141ZM158 178V177H157ZM157 178H156V181H160V179H158L157 180ZM169 178V177H168ZM189 178H192L191 180L193 181V179H195V178H193V177H190L189 176ZM198 178H199V176H198ZM197 178V179H198ZM210 178V177H209ZM223 178V177H222ZM225 178V177H224ZM223 178V179H224ZM120 179V178H119ZM150 180L148 177L145 179L146 181H148V180ZM152 179V178H151ZM174 178L172 177L171 178V180H173ZM183 179V178H182ZM214 179V178H213ZM219 179H221V178H219ZM234 179V178H233ZM240 179V180H241ZM165 180V179H164ZM169 180H170V178H169ZM190 180V179H189ZM191 180H190V182H191ZM199 180H200V178H199ZM205 180V179H204ZM207 180L208 179H206L205 180V183L207 182ZM243 180V181H244ZM247 181H248V179H246ZM139 181H143V178H142V180H139ZM158 181V185H159V187H158V185L156 186L157 188H156V190H155V188H152V189H154L152 192H151V194H148V196L146 195V198L147 197H149L150 195L151 196H153V198L154 199H152V202H149V204L150 205H147V204H145L144 203V205H147V206H149V208H146V207H144V205H142V204H140V207H142V208H144V209H142V211L143 210H145V208H146V210H145V213H147L148 214V211H149V209H158V210H156L157 211V214L159 215L158 217H156L155 216V218L156 219H158V218H161V217H163V218H166V221L168 220V224H169V231H166L167 233H168V240L169 241H175V242H177L176 244H178L177 246H178V248L176 247V249H177V252L179 253V255H181V257L182 258H184V262H185V264H198L199 262V260L197 261L196 259L198 258L199 259V257H197V255L198 254H196V255H193V256H196L197 258H195V257H193L192 256V254H194V251H195V249H198V250H201V248H197L196 246H195V244L197 245V244H199V243H195V244H193V242H195L196 240L193 238V236H192V234H190V232L192 231L191 229H190V232H189V229L187 228V224H186V221L182 218V217H180L179 215H177L178 213L177 212H179V211H177L176 209L175 210H172L170 207V209L168 208V207H166V205L167 204H170V197H171V191L170 190H168L167 188H165L164 186H163V184L162 183H160ZM174 181H176V179L174 180ZM182 181V180H181ZM201 181V180H200ZM210 181V180H209ZM212 181V180H211ZM214 181V180H213ZM218 181V180H217ZM222 181V180H221ZM227 181V180H226ZM228 181H230V180H228ZM236 181V180H235ZM120 182V183H119ZM151 182L153 183V181L151 180ZM184 182V181H183ZM199 182V181H198ZM204 181L202 180V182H200V183H202L204 186H205V190H207L206 189V187H208L207 186V183H206V185L203 183ZM216 182V181H215ZM220 182V181H219ZM232 180H231V182H230V184H232ZM178 183V182H177ZM181 183V182H180ZM185 183V182H184ZM193 183H194V181H193ZM210 183V182H209ZM226 183H228V182H226ZM243 183V182H242ZM149 183H147V185H148ZM155 185L157 184V183H154ZM173 184V183H172ZM196 184H197V182H196ZM195 184V185H196ZM211 184H212V182H211ZM216 185H217V183H215ZM211 185L212 186V188L214 189V186H216V185ZM229 184V185H230ZM238 184V183H237ZM237 184H232V186H237V188H239L240 189V186L239 185H237ZM244 184V183H243ZM246 184V183H245ZM6 185H9V186H13V185H10V184H6V183H2L1 185H0V188H1V190H2V192L12 201V202H14L19 208H22L23 210H30L32 207H33V205H34V203H36V196L34 195V194H32V193H30V192H28V191H26V190H24V189H22V188H19V187H16V186H13V187H15L16 188V190H17V188H19V189H21V190H23V191H25V193H26V195H27V198H26V205L24 206V205H22V202L20 203V202H18V201H16V199H14V197L16 196V194H20L21 192H14L15 191V189L12 191L11 190V188L9 187L8 189H7V187H6ZM124 185V187H127V186H125ZM146 185V184H145ZM173 185H175V184H173ZM182 185H184V184H182ZM208 185H210V184H208ZM218 185L220 186V184L218 183ZM228 185V184H227ZM250 185V184H249ZM141 186V187H142ZM177 186V185H176ZM181 186V185H180ZM198 186H199V184H198ZM200 186H202V185H200ZM210 186V187H211ZM218 186V187H219ZM127 187V188H128ZM182 187V186H181ZM183 187H185V186H183ZM209 187V189H211ZM229 187H231V186H229ZM246 187H247V184H246ZM250 187H252L251 185L247 188V189H249ZM125 189L124 188V190L123 191H125V190H128V189ZM146 188H148V186L146 187ZM177 188V187H176ZM175 188V191L174 192H178L177 191V189ZM194 188H197V187H194ZM216 188H217V186H216ZM215 188V189H216ZM232 188H234V187H232ZM237 188H235V189H237ZM244 188H245V186H244ZM244 188H242L243 190H245ZM133 189V190H132ZM178 189H179V187H178ZM182 189V188H181ZM180 189V190H181ZM183 189H185V188H183ZM215 189H214V193H215ZM219 189V188H218ZM217 189V190H218ZM234 189V190H235ZM117 190V189H116ZM174 190V189H173ZM179 190V191H180ZM195 190V189H194ZM203 190V189H202ZM233 190V189H232ZM238 190V189H237ZM239 191L238 193H240L241 192V194H240V196H238V197H240L241 198V196H242V193H244V191ZM251 190H252V188H251ZM22 191V192H23ZM119 191V190H118ZM129 191V190H128ZM147 191H151V189L150 190H147ZM146 191V193H149V192H147ZM221 191V190H220ZM230 191H231V189H230ZM236 191V190H235ZM249 192H251L250 190H248ZM120 192V191H119ZM140 192H142L143 194H141ZM181 192V191H180ZM183 192V191H182ZM194 192V191H193ZM206 192V191H205ZM212 192V191H211ZM210 192V193H211ZM123 192H122V190H121V194H122ZM125 193H126V196H127V192L125 191ZM129 193V192H128ZM184 193H185V191H184ZM208 193H209V191H208ZM218 193V192H217ZM235 193V192H234ZM255 193V192H254ZM129 194V195H130ZM153 194V195H152ZM175 194V193H174ZM188 194H191V193H189L188 192ZM212 195H213V193H211ZM231 194V193H230ZM249 194V193H248ZM247 194V195H248ZM257 194V193H256ZM144 195V196H145ZM179 195H181L182 196V193L180 194L179 193ZM178 195V196H179ZM221 195V194H220ZM234 195V194H233ZM237 195V194H236ZM235 195V196H236ZM252 195V194H251ZM250 195V196H251ZM22 196H24V195H22ZM125 196V195H124ZM123 196V197H124ZM137 197V199L135 198H129V200L128 201H130L131 199H132V201H133V199L136 201H138V200H140V199H144V196H143V198L140 196V197ZM175 197L177 196L176 194L174 195ZM186 195H184V197H185ZM216 196H218V195H216ZM247 199H248V197L246 196V195H244ZM244 196H242L243 198H244ZM208 197V196H207ZM206 197V198H207ZM221 197V196H220ZM232 197V196H231ZM257 197V196H256ZM259 197V196H258ZM22 198V197H21ZM24 198V197H23ZM125 198V197H124ZM127 198V197H126ZM127 198V199H128ZM156 198H161L165 203H162V205H159L158 206V208H154L155 207V204H154V200H156ZM179 198V197H178ZM182 198H183V196H182ZM186 198H188V197H186ZM197 198V197H196ZM239 198V199H240ZM127 199H126V201H127ZM177 199V198H176ZM181 199V198H180ZM177 200L178 202H180L181 200ZM188 199H190V198H188ZM192 199V198H191ZM208 199V198H207ZM206 199V200H207ZM213 199H214V195H213ZM216 199H217V197H216ZM215 199V201H217L218 199H219V201H217L218 203L222 200V198H221V200H220V198H218L217 200ZM238 199V200H239ZM242 199V198H241ZM20 200V199H19ZM183 200H184V198H183ZM198 200V199H197ZM224 200V199H223ZM227 200V199H226ZM226 200H224V202L226 201ZM244 200V199H243ZM242 200V201H243ZM125 201V202H126ZM143 201V200H142ZM141 200H140V202H138V203H141L142 202ZM150 201V200H149ZM176 201V200H175ZM192 201V200H191ZM237 201V200H236ZM242 201H240V203L242 202ZM245 201H246V199H245ZM261 201V200H260ZM134 202V201H133ZM144 202V201H143ZM183 202H185V201H183ZM189 202V201H188ZM187 202V203H188ZM211 202V201H210ZM222 202V201H221ZM223 202V203H224ZM118 203H119V205L120 204H122V203H124V199H122V196H121V198H120V201L119 202H117V205H118ZM147 203V202H146ZM167 203V204H166ZM187 203H185V204H187ZM197 203V202H196ZM222 203V205H224ZM229 203V202H228ZM227 203V204H228ZM239 203V204H240ZM245 203H247V202H245ZM245 203H243V204H245ZM249 203H250V201H249ZM25 204V203H24ZM129 204H131V206L133 205V204H136V205H139V204H137L136 202L135 203H130L129 202ZM184 204V203H183ZM189 204V203H188ZM226 204V203H225ZM235 204V203H234ZM237 204H238V202H237ZM115 205H116V203H115ZM124 205V206H123ZM123 205H121L122 207H125V203L123 204ZM126 205H128V203L126 204ZM136 205H134V206H136ZM219 205V204H218ZM221 205V204H220ZM248 205V204H247ZM251 205H252V201H251ZM130 206V205H129ZM173 206V205H172ZM183 206H185V205H183ZM227 206V205H226ZM229 206V205H228ZM240 206V205H239ZM250 206V205H249ZM253 206V205H252ZM133 207V206H132ZM131 207V209L134 211V212H136L137 210H138V212H140L139 211V209H137V207L135 208V210H134V207L132 208ZM181 207V209L183 208V209H186L187 210V208L189 207H186V208H184V207H182V205L180 206ZM193 207V206H192ZM195 207V206H194ZM222 207V206H221ZM225 207V206H224ZM230 207V206H229ZM235 207H236V205H235ZM247 207V206H246ZM169 209V211H170V213L169 214H166L167 213V211H166V209ZM237 208H238V205H237ZM242 208V207H241ZM240 208V209H241ZM253 208L254 207H251V211L253 210ZM137 209V210H136ZM189 209V208H188ZM208 209V208H207ZM210 209V208H209ZM208 209V210H209ZM219 209V208H218ZM230 209H232L231 207H230ZM234 209V208H233ZM220 210V209H219ZM238 210V209H237ZM236 210V211H237ZM242 210V209H241ZM244 210H246V208H244ZM142 211H141V213H142ZM165 211H166V213H165ZM168 211V212H169ZM175 211H176V213H175ZM198 211V210H197ZM226 211V210H225ZM230 211V210H229ZM239 211V210H238ZM256 211V210H255ZM138 212H137V214H138ZM182 212H183V210H182ZM184 212H185V210H184ZM201 212H202V210H201ZM222 212V211H221ZM228 212V211H227ZM242 212H244L243 210H242ZM241 212V213H242ZM247 212V211H246ZM253 212V211H252ZM257 212V211H256ZM256 212H253V213H256ZM140 213V214H141ZM156 213V212H155ZM189 213V212H188ZM187 213V214H188ZM195 213V212H194ZM197 213V212H196ZM199 213V212H198ZM239 213V212H238ZM248 213H251V212H249L248 211ZM136 214V213H135ZM140 214H138V215H140ZM144 214V213H143ZM147 214H144V216H147ZM184 214V213H183ZM184 215H186V213L184 214ZM189 215V214H188ZM208 215V214H207ZM220 215V214H219ZM239 215V214H238ZM248 215V214H247ZM252 215H254V214H250V216H252ZM258 215V214H257ZM256 215V216H257ZM152 216V215H151ZM150 216V217H151ZM197 216H198V214H197ZM231 216V215H230ZM255 216V215H254ZM134 218L135 217H137V215L135 216H133ZM141 217V216H140ZM185 217H187V216H185ZM184 217V218H185ZM195 217H196V215H195ZM209 217V216H208ZM212 217V216H211ZM240 217V216H239ZM137 218H139V216L137 217ZM142 218V217H141ZM148 218H149V216H148ZM148 218H146V219H148ZM154 218V216H152V218H150L149 220H150V222L152 221V219H155ZM162 218V219H163ZM156 219L154 220V222L156 221ZM188 219V218H187ZM186 219V220H187ZM223 219V218H222ZM242 219H245V218H242ZM251 219H254V218H251ZM260 219V218H259ZM258 219V220H259ZM143 220H144V217H143ZM198 220V219H197ZM217 220V219H216ZM219 220V219H218ZM256 221H257V219H255ZM134 221H136V219L134 220ZM139 220L137 219V221L136 222H138ZM142 221V220H141ZM159 221H160V219H159ZM159 221H156L157 222V224H160V225H158V227L159 228H163L164 229V224L161 222H159ZM194 221V220H193ZM144 221H142V223H143ZM165 222V221H164ZM188 222H190V220L188 221ZM197 222V221H196ZM248 222H249V220H248ZM258 222V224H259V222H261L260 220L259 221H257ZM135 222H133V224H134ZM139 224H140V222H138ZM138 223H136V224H138ZM193 223V222H192ZM138 224V225H139ZM155 224V223H154ZM215 224V223H214ZM221 224H222V222H221ZM248 224V223H247ZM138 225H136L135 226V228L138 226ZM210 225V224H209ZM215 225H217V224H215ZM220 225V224H219ZM141 226V225H140ZM140 226H138V227H140ZM143 226V225H142ZM142 226H141V228H142ZM144 226H145V223H144ZM147 226V225H146ZM189 226V225H188ZM242 226V225H241ZM258 226V225H257ZM261 226V225H260ZM168 227V226H167ZM218 227V226H217ZM246 227V226H245ZM212 228V227H211ZM222 228V227H221ZM248 229V228H247ZM213 230V229H212ZM224 230V229H223ZM245 230V229H244ZM251 230V229H250ZM257 230V229H256ZM141 232H143V230L141 231ZM234 232V231H233ZM245 232H246V230H245ZM256 232V231H255ZM259 232H262V230L261 231H259ZM191 236H190V235ZM197 234V233H196ZM195 234V236H197ZM251 234V233H250ZM257 234V233H256ZM255 234V235H256ZM157 235V234H156ZM178 235H180V237L179 238H176L175 239V236L177 237ZM246 235V234H245ZM260 235V234H259ZM261 235H263V233L261 234ZM261 235L259 236V237H261ZM188 237H190V239L192 240H195V241H193L192 240V242L190 241V239H189V241H188ZM249 237V236H248ZM255 237V236H254ZM258 237V238H259ZM197 238V237H196ZM198 238H199V236H198ZM203 238V237H202ZM252 238V237H251ZM256 238V237H255ZM263 238V237H262ZM153 239V238H152ZM155 239V238H154ZM200 240V239H199ZM263 240H264V238H263ZM187 241H188V243H187ZM201 241V240H200ZM260 241V240H259ZM198 242V241H197ZM201 242H203V241H201ZM210 243V242H209ZM221 243V242H220ZM204 245H205V242H204ZM208 245V244H207ZM173 246H174V244H173ZM176 246V245H175ZM201 246V245H200ZM224 246H225V243H224ZM143 247H144V244L142 245V244H139V245H137L136 246V250H137V252H141L142 250H143ZM202 247H204V246H202ZM212 247V246H211ZM221 247V246H220ZM249 247V246H248ZM205 248V247H204ZM207 248H209V247H207ZM235 248V247H234ZM263 248V247H262ZM147 249H148V247H147ZM255 249V248H254ZM175 250V249H174ZM197 250V251H198ZM205 250V249H204ZM207 250V249H206ZM245 250L247 251V249L245 248ZM259 250V249H258ZM263 250V249H262ZM218 251V250H217ZM254 251V250H253ZM192 252V254L190 255V253ZM213 252V251H212ZM216 252V251H215ZM225 252V251H224ZM243 252V251H242ZM151 254H152V252H150ZM199 253V252H198ZM207 253V252H206ZM218 253V252H217ZM217 253H215V254H217ZM239 253H241V252H239ZM254 253V252H253ZM256 253H258V252H256ZM255 253V254H256ZM149 254V253H148ZM208 254V253H207ZM209 254H210V252H209ZM235 254H236V252H235ZM186 255V256H185ZM200 255H201V252H200ZM214 254H212V256H213ZM239 255V254H238ZM261 255V254H260ZM169 256V255H168ZM207 256V255H206ZM218 256V255H217ZM227 256V258L228 259H230V261L227 259V261H229V262H227V263H231L232 264V262H233V258H234V256L232 255V253H230V251H229V249H228V254L226 255ZM167 257V256H166ZM211 257V256H210ZM214 257H216V256H214ZM221 257V256H220ZM246 257V256H245ZM248 257V256H247ZM259 257V256H258ZM168 258V257H167ZM191 258H193L192 260H191ZM240 258V257H239ZM164 259V258H163ZM162 259V260H163ZM201 259H203V255H202V258ZM213 259V258H212ZM219 258V256L218 257H216V259H214V264H225V263H223V261L222 260H224V262H225V259L226 258H224V259H220ZM205 260H206V258H205ZM205 260H204V262H205ZM198 263H197V262ZM203 261V260H202ZM212 261V260H211ZM234 261H235V259H234ZM263 261V260H262ZM208 262V261H207ZM258 262V261H257ZM226 263V264H227ZM259 263V262H258ZM199 264H202L201 262L199 263ZM210 264H213L212 262L210 263ZM234 264V263H233ZM236 264H238V262L236 261ZM242 264V263H241Z\"/></svg>",
    "mask_w": 264,
    "mask_h": 264
},
{
    "label": "crops",
    "instance_id": "4",
    "mask_svg": "<svg viewBox=\"0 0 264 264\" xmlns=\"http://www.w3.org/2000/svg\"><path fill=\"white\" fill-rule=\"evenodd\" d=\"M108 1L110 3L113 2L111 0H108ZM126 1L127 0H123L122 3L124 5L126 4L125 5L126 8H127V13L126 14H127V17H129V25H130L129 28L128 27L127 28L130 29V30H132V33H134V34H139V33H142V32L149 33L152 30L153 26H156L158 23H160V20H161V18H160L161 17L160 12L161 11L155 10L153 8V5L152 4L156 5L157 6V9L159 10L160 9V5L159 4H161L163 1L160 0V2H159V0H158L157 2L159 4L156 1H154V0H128L127 1L128 3ZM137 2H139V3H137ZM143 4H144V6H146V9L147 8L149 9V12L152 13V15L145 14V13H148L147 11L145 13H142L141 12V6H143ZM151 5H152V7H151ZM97 8L99 9L98 6H97ZM113 8H114V6H112V10H111L112 11V14L115 11ZM138 11H139L140 14L138 13ZM99 13H101L100 10H99ZM141 13L143 14V18H142ZM146 15H149V16H146ZM146 17H148V18H146ZM149 17H150V19H149ZM151 21H152V23H151ZM149 22L152 25H150ZM108 25H111V24H107L106 26H104V24H103L102 28H105V30H106V27H108V29H109L108 33L110 35V32L111 31H114L115 32V30L112 29V25L110 27ZM148 25H150V26L148 27ZM145 27H146V29H145ZM115 34H117V32H115ZM256 63L257 64H255V65H257V66H264V59H258ZM234 82H235V85L236 86L241 87V88L244 89V93L247 95L246 99H250V98H253L254 97V93L255 92H254V89H253V85H255L257 89H259L258 92L259 91L261 92L262 90H264V85L261 84L262 81H256L254 83L251 81L252 83L251 82H248L249 84L247 83V86L244 84V82H241V81L239 82L238 80L237 81L234 80ZM189 86L190 87L193 86L195 89H201L202 91H204V89L206 87H209L211 90L212 89H217L214 85H212V82H210V80H209V82H206V80H204V79H201V80H193L191 82H187L185 85L181 86V89L179 90V92L177 90V94L175 95V102H174V104H175L176 108H179L180 111H182V112H183V110H181V109H184V110H186V109H189L190 110L191 109V107H190L191 104H190L189 100H190V97L194 96V94L192 93L190 95V93H188V92H190V87ZM187 87H188V90H187ZM251 92H253V93H251ZM228 95H229L230 98H232L230 94H228ZM187 96L189 97V99H188ZM187 104H188V106H187ZM200 105L203 108L204 113L205 114L208 113L209 117L211 118L210 121L212 123H213L212 114L218 116L217 115V110H219V112H220L219 113L220 115L218 117L222 116V110L223 109L220 108V105H218L215 102V98L213 96H211V104H210V106L206 105L202 100L200 101ZM226 120H228V119H226ZM228 122L230 123L229 120H228ZM205 141H206V139H205ZM192 142H195V141H192ZM196 143H198L203 149L209 151L211 154H213L219 160H221L222 162L226 163L220 157H218L217 155H215L214 152L211 149H208L207 146H205L203 143H199V142H196Z\"/></svg>",
    "mask_w": 264,
    "mask_h": 264
}]
</instances>
